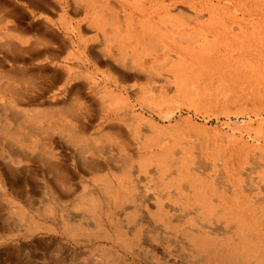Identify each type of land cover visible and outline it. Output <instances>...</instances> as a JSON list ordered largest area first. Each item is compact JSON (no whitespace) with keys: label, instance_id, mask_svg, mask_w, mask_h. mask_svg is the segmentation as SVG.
I'll return each instance as SVG.
<instances>
[{"label":"rangeland","instance_id":"rangeland-1","mask_svg":"<svg viewBox=\"0 0 264 264\" xmlns=\"http://www.w3.org/2000/svg\"><path fill=\"white\" fill-rule=\"evenodd\" d=\"M0 1L5 3V4L8 2L13 6V8L16 9V13H17L16 17L17 18L15 19V21L17 24H19V26H22L25 28L26 26H28L30 24L34 25V26H38L41 24L40 26L42 27V26L48 24L52 28L55 27V29L57 30V33L60 35L61 38H64V39L67 38L65 40L66 45H67V47H66L67 50H65V51L67 53L65 52L63 55H60L58 52V50H61L63 48V46H62L61 42L58 43L56 41L51 42L49 44V47L54 52L58 53L59 55H57V56H55V55H44L41 57H39L37 54L34 55L35 52L27 51L29 44H24V43L21 44L16 39L17 32L11 33V34L7 33V36H8L7 39H10V40H12V42H14L13 43L14 46H12L10 49H8V48H6L5 43H4V42H6V40H5L6 37H5L4 33L8 32V31L6 29V25L2 24V21L0 18V36L2 35L0 37V64H1L0 65V67H1L0 72H2V73H0V78L2 80L1 79L0 80L1 81L6 80V81L11 83L12 82L11 80L14 77V78L21 79L23 81V82H16V84H15V87L17 89H20L21 93L23 92L21 94L23 99L21 98V96L18 97V96H14V95L9 94V92H1L0 91V113L3 115L4 114L7 115V113L8 114L9 113L10 114H28V113H32L35 111H48V110H52V109L56 110V111H60V109L64 108L67 104L69 105L70 103H73L74 101H76V103L78 105L77 106L78 107V109H77L78 115H76V116L72 115V118H71V115H67V116L65 115L64 116V115L59 114L58 116L54 117V121L56 122V124L59 122L61 123V121L63 124L64 122H66L68 120L66 123L67 124L71 123V125H76L84 134V135L83 134L82 135L87 139H91V138L93 139L95 137H98L99 135L102 134L103 131H106L109 128V125H110V127L116 126L117 128H123L122 131H123L124 135L126 136V137L124 136V138L127 141V146H126V148H124V149L122 148V149L125 153H127L129 155V157H130L129 163L132 162L130 164L128 163L129 168L127 167V169L125 171H121V170H118V168L120 169L119 164H117L113 160H111L110 157H108V154H101L99 156H96L95 157L96 160H93L91 155H89V154L87 156H83L82 153L79 151L80 149L78 148V146L75 145L76 147H74V144L73 145H72V143L70 144L66 135L64 133L62 134L61 132L58 133V131H53V130L48 131L47 129H45V131H43V130L39 129L41 131V132L39 131L40 133L35 132L30 137L28 136L27 140H24L22 137L19 138L17 136H9L5 132L0 130V142H1L0 144H2V143L8 144V146L5 148L4 152L0 150L1 151L0 152V183H1L0 184V264H120V263L121 264H126V263H128V264H130V263L131 264L132 263L133 264H135V263L136 264H167V263L168 264H183V263L184 264H198V262H196V261H199V260L202 261L201 259H199V257H201L200 251H202V249H205L204 248L205 246L203 243L204 241L200 242L199 236L195 235V234H201V233H197V232H203L206 235H208L209 237H211L213 240H216V241L219 240V241L223 242V241L227 240V242H231V240H236V244H233L232 248L227 250L229 252L233 249V247L234 248L238 247V249H240V251L241 250H246L248 252L250 251L249 253L252 255H254L256 253L259 255L264 254L263 248L253 250L254 252H252L251 248H247L244 244L237 243L241 239V237L243 238V236H241L242 230L239 228V225H240L239 222H237V220H235L232 217V215L227 216L226 214L225 215L216 214V215H212V217L210 219H206L207 215H208L206 213V211L209 212L213 208L214 209H221V208H229L230 209L231 208L235 211L237 209L239 210V209L244 208L243 210H245L247 212V214H246V212L244 211V216L246 215L245 219H247L246 220L247 223H245V224L247 225L249 223L251 225L250 226L248 224L247 225L248 227L246 230L247 231H253V232L254 231L257 232V230H258V232L264 230V204H263L264 203V188H263V186H264V172H263V169H264V160H263L264 159V147H263L264 146V144H263L264 140L262 141V143H259L255 140H252L253 138H251V137H253L254 133H256L257 129L261 130V134L262 133L264 134V129L262 128V127H264V99H263V97H264V91H263L264 90V72H263L264 71L263 70L264 69L263 68L264 67V60H263L264 59V57H263L264 56V42H263L264 41V39H263L264 35L262 34V33H264V13H263L264 12V5H262V4H264V0H258V1L257 0H213L214 4L216 3V5H214V4L211 5L210 9H212V7H215L214 12L218 13L217 16L218 17L220 16L223 21L226 20V23H227V26H225V24L223 25L224 31H223V34H221V36H219V38H214L212 36H208V37H206L205 41L202 40V41L197 42L196 44L195 43H188V41L186 39L184 41L181 39H178L175 44L170 43L169 44L170 46H168V44L165 45V43H167L166 40L168 42H170V40H168V38H172L173 36H170V35L168 36V33L165 34L161 30L160 33H159V31L154 32V35H153V38L155 39V45H158V46H155L156 50L154 49V47H149V49H148V46H145L140 42V41H142L141 37L143 36V34L146 33V31H149L150 29H152L153 27L154 28L162 27L163 23L166 22V19H167L165 17H168V15L170 16L173 14L172 17H174V18L177 17L176 20L175 19L174 20L179 21V19H180L179 18V16H180L179 10H183V11L193 13V12H191L192 9H191V5H190V3L193 0H167V1L162 0L159 3L156 2V0H140V1L139 0H133V1L129 0L130 3L129 2L127 3V0H117V2H116V0H112V1L111 0H103L104 3L102 0H97V1L96 0L95 1L94 0H90V1L87 0V2H86V0H72V1L71 0H66V1L65 0H62V1L61 0H49L48 4H46V5H40L41 3L38 2V4H36L35 6H30L26 2V0H0ZM11 1L13 4L11 3ZM53 1H54V3H53ZM68 1L72 5H69ZM113 1H115V3ZM180 1H183V2H180ZM230 1H231V3H230ZM17 2H20V3H17ZM165 2H168L169 4L165 3ZM241 2L243 3V6H242ZM256 2H258V3H256ZM134 3H136L137 5ZM97 4H99L100 6ZM111 4H113V8L115 6L117 8L115 7L113 9ZM131 4L133 7L131 6ZM165 4H168V6ZM14 5L16 7H14ZM118 5H119V8H118ZM140 5H142L141 9H139ZM161 5H163V6H161ZM170 5L173 7H171ZM188 5H189V8H188ZM97 7L99 9V12H98V10H96ZM104 7H106L107 9ZM157 7L159 8V10ZM164 7H167V8L164 9ZM176 7H178L179 9H177ZM193 7L197 8V9H201V10L203 9L202 15H204V17H206V19L208 18V16H209L208 11H210V10H207L205 6L203 8L199 1H195ZM18 8H20V10H23V11H21V13H20V10ZM55 8H57V9H55ZM86 8H88L89 10ZM46 9H48L49 11ZM80 9H82V10H80ZM120 9H123V10L118 12V10H120ZM144 9L145 10L148 9V10L144 11ZM152 9L158 10V11H156V14H155V12L153 13V11L151 12ZM189 9H191V10H189ZM59 10H61L63 12H60ZM85 10L88 12H86ZM124 10H126V11L124 12ZM164 10H166V11H164ZM241 10L245 13L241 12ZM27 11H29V12H27ZM31 11H33V12H31ZM73 11H75V12H73ZM172 11H173V13H171ZM22 12H23V14H22ZM111 12L113 15L111 14ZM120 12H122V13H120ZM248 12L250 14H248ZM58 13L59 14L61 13V14L59 15ZM63 13H67L69 16H67L66 14H63ZM102 13H104V14H102ZM117 14H119V16H117ZM230 14H232V15L235 14L236 16H235V19H233V20L231 19L230 21H228ZM54 15H56L57 17ZM74 15H76V16H74ZM87 15H88V17H87ZM161 15H163V16H161ZM36 16H37V18H35ZM103 16H106V17H103ZM110 16L111 17L113 16L114 18L113 17L111 18ZM155 16H156V18H155ZM63 17H64V19H62ZM76 17H78V20H76L77 19ZM96 17H98V18H96ZM152 17H154L155 19L154 20L151 19L152 20L151 21L150 18H152ZM250 17L255 18L254 22L249 20V19H252ZM110 18L111 19H118L120 21V23H122V28H119L120 29L119 32L116 29H114L115 27L112 25L113 24L112 22H111L112 23L111 25H109L107 23L108 27L106 25L104 26V28L101 26L102 24H104V22L106 23L107 20L111 21ZM36 20L38 22H36ZM81 20L83 22L86 20V23L81 22ZM158 20L160 22L161 21H163V22L160 24V22ZM220 20L221 19H219V18H217V20L212 19V21H217V22H219ZM222 20H221V22H222ZM125 21H126V23H125ZM167 21H169V20L167 19ZM63 22H66V23H63ZM69 22H71V26H70ZM93 22L95 24H97V25H95V27H93V25H94ZM150 22H151V24H150ZM126 24H127V26H126ZM237 24H239V26L243 25L245 30L239 31L238 29H235V31H232V26L237 25ZM76 25H77V27H76ZM80 25H81V27H80ZM82 25H84V27ZM85 25H86V28L88 31L85 29ZM87 25H88V27H91L90 25H92V27L95 30L92 28H88ZM128 25H130V26H128ZM229 25H230V27H228ZM252 25L255 26V33H251L252 30H250V27ZM125 27H127V28H125ZM134 27H136V29ZM70 28H71V30H70ZM246 29H247V31H246ZM76 31H79V32L77 33ZM81 32H82V36H81ZM65 33H66V35H65ZM115 33L118 35V36L116 35L118 40L122 41V39H123V45H124L123 52L127 51L123 54L125 57H127L125 60L129 59V60L134 61V62H139V63L143 62L142 66L145 69H147V72L142 74L144 77L143 80H142L143 77H141L140 79L131 78L129 80L126 79L127 77H122V76H126L127 74H129V72L127 71V69L123 70L124 67L121 68L122 67V61L119 60L121 56L118 55V51H117V47H116L117 46L116 45L117 40L114 42H112V40H111L113 38V36L115 37V35H114ZM201 33H202V34H200L201 36L204 35L203 31ZM243 33L244 34L246 33V34L244 35ZM28 34L31 36V33H29V31H28ZM189 34L190 33L189 32L187 33V31H182V34H180V36L183 39L184 36L186 37V35L188 36ZM102 35H103V37L108 35L107 39H106V37H104V39H103ZM261 35H262V37H261ZM72 36H73V38H72ZM166 36H168L167 39H166ZM80 37L83 39H80ZM92 37H93V40H92ZM11 38H13V39H11ZM86 38H88V39H86ZM100 38H102V39H100ZM114 39H116V38H114ZM159 39H161V40H159ZM214 39L215 40L219 39L222 42L219 40L215 41ZM236 40H237V42H236ZM210 41H212V42H210ZM108 42H110V43H108ZM238 42H240V43H238ZM259 42H261V43L263 42V44H261ZM178 43H180L181 45ZM18 44L20 46L22 45L21 48L26 50L27 53L26 52H23V53L19 52L18 49L16 50V45H18ZM132 44L134 46L136 44V46L134 47ZM185 44H187L188 46ZM216 44L219 46H217ZM244 44H246V45H244ZM208 45L211 46V48H209ZM228 45H229V47H228ZM201 46H203V47H201ZM205 46H208V47H206V50L204 48ZM111 47L114 48L113 49L114 53L117 55L116 57H119V58L116 61L112 60L113 62L112 61L110 62V63H112V65H109L110 63H108L109 66L101 65V63L103 64L105 62L106 63L108 62V60H106L104 58V56L106 54L104 52H107L106 50H108ZM104 48H106V49H104ZM244 48H246V50ZM197 49H198V51H197ZM210 49H212V50H210ZM187 50H188V54L186 53ZM201 50H204V51H201ZM209 50H210V52L207 53V51H209ZM229 50H230V52H229ZM84 51H85V53H84ZM134 51H137V52H134ZM196 51L198 52V54ZM251 51L255 55H252ZM261 51H262V53H261ZM70 52H71V55H70ZM143 52H144V54H143ZM171 52H173V53H171ZM199 52H200V54H199ZM202 52L203 53L205 52V53L203 54ZM236 52H241V54L239 53L237 55ZM169 53H171L170 56H169ZM227 53H229V55L232 59L231 58L229 59V56ZM128 54H129V56H128ZM136 54L139 56H137ZM205 54L209 57L205 56ZM208 54L213 55V56H210ZM95 55H97V56H95ZM165 55H168V56H165ZM196 55L198 57H196ZM67 56H69V57H67ZM98 56H100V57H98ZM236 56H238V57L236 58ZM241 56H244V57L247 56L248 58L245 57V59H244V57H241ZM250 56H252L253 58ZM16 57H18V58H16ZM125 57H123V58H125ZM184 57H185V60L188 61V63L184 60ZM192 57H193V59H192ZM131 58H133L134 60ZM181 58H182V61H181ZM158 59H161V60H158ZM167 59H169V60H167ZM242 59H243V61H241ZM247 59H248V61H247ZM224 60L227 63H225ZM166 61H168L169 63H167ZM244 61H245V64H244ZM221 62L223 63V65ZM251 62H254V63H251ZM52 63H53V66H52ZM116 63H118V64H116ZM186 63H187V65H186ZM247 63H249L250 65ZM54 64H55V66H54ZM182 64L184 65V67ZM218 64H219V66H218ZM241 64H243V67ZM260 64H263V65L261 66ZM99 65H101V66H99ZM157 65H160V66H157ZM190 65H192V66H190ZM215 65H216V67H215ZM231 65L232 66L234 65L235 68H234V66L232 67ZM65 66H66V68H65ZM220 66H226V68L220 67ZM228 66H231V67L229 68ZM155 67H157V68H155ZM158 67H161V68H158ZM186 67H187V69H186ZM245 67H246V69H245ZM16 68H18L17 72H16V70H17ZM67 68H69L71 70L69 71V69H67ZM78 68H80V69H78ZM8 69H10L12 72H10V70H8ZM108 69L111 71V73H110L111 75L108 73ZM175 69H177V71L173 72V71H175ZM179 69H181V70H179ZM217 69H219V70H217ZM3 70H5V75H4ZM54 70L57 72H54ZM106 70H107V72H106ZM148 70H150V71H148ZM209 70H212V71H209ZM21 71L25 74H23ZM24 71H26L27 73ZM59 71H60V73H59ZM151 71L152 72L154 71V72L151 73ZM226 71H229V72H226ZM234 71H236V72H234ZM118 72H119V74H118ZM230 72H231L233 77L230 76ZM253 72H255V73H253ZM18 73H20V74L22 73V74L20 75ZM30 73H32V74H30ZM124 73H126V74H124ZM177 73H179V74H177ZM59 74H62L63 76L60 75V77H59ZM149 74L152 76H149ZM154 74H156V75H154ZM199 74L201 75V77L199 76ZM202 74L205 76H203ZM30 75H35L36 79L29 82L28 80H31ZM168 75H170V76H168ZM180 75H181V77H180ZM247 75H248V77H247ZM257 75H259V76H257ZM74 76H76V77H74ZM177 76H179V77H177ZM251 76H253V78H251ZM256 76L260 78V80L262 81L263 84L261 83L259 78H257ZM70 77L71 78L73 77V78L71 79ZM152 77H153V79H152ZM160 77H162V78H160ZM207 77H208V79H207ZM235 77H236V81H235ZM77 78H79V79H77ZM109 78H111L110 81H109ZM158 78H160V79H158ZM165 78H166V80H165ZM186 78H189V81L188 80L186 81ZM215 78L217 79V81L220 82L217 84V86L215 85L217 83ZM237 78H238V80H237ZM74 79H76L75 83L73 82ZM228 79H230V80H228ZM245 79H246V82H243V81H245ZM249 79L250 80L252 79L251 81H253L255 84L252 82L253 85H251V81ZM254 79H255V81H254ZM204 80H207V81H205L206 83H204ZM121 81H123L124 84ZM211 81L214 83H212ZM135 82L137 83V85ZM248 82H250V84ZM128 83H130V84H128ZM143 84H145V86H143ZM259 84H260V86L258 89L257 86ZM76 85H77V87H76ZM234 85H235V87L239 88L237 92H236L237 88H235ZM73 86H75L76 88ZM124 86H126L128 88H125ZM69 87H71V88H69ZM168 87H170L171 89ZM197 87L200 89L202 87L201 90L203 92L200 89H198ZM232 87H233V89H232ZM141 88H142V90H141ZM229 88H231V90H229ZM218 89H220V93L218 92L219 91ZM223 89H224V91H223ZM69 90H70V92L72 91V93H70ZM82 90H83V92H81ZM106 90L108 92H106ZM143 91H145V92H143ZM166 91H167V93H166ZM206 91H208V92L206 93ZM214 91H215V93H212ZM234 91L236 93H234ZM168 92H169V94H168ZM232 92H233V94H230ZM241 92H243V94ZM144 93H146V94H144ZM203 93H205V94H203ZM211 93L214 95H212ZM99 94H101V95L103 94V95L99 96ZM107 94H108V96L109 95L110 96L108 97ZM209 94H210V98L212 96H213V98L210 99ZM218 94H220V95H218ZM254 94H255V96H254ZM76 95H79L81 97V100H78V101L75 100ZM122 95L126 99L124 97H122ZM215 95H217V96H215ZM105 96H107V97H105ZM150 96H152L153 98ZM253 96L256 97V99H254ZM144 97H146V98H144ZM233 97H234V99H233ZM244 97H245V99H244ZM98 98H101V99H98ZM113 98L115 101L113 100ZM258 98L261 100H259ZM123 99H125L124 100L125 103L126 104L128 103L127 106H129V107H127L126 104H122L125 107L122 108L120 112H122V113L127 112V115L125 114L126 115L125 117H124V114H123V116H121L120 114H117L118 106L115 105L117 101H120V103L123 102ZM192 99H194V100H192ZM217 99H218V101H216ZM219 99H220V101H219ZM249 99H251V100H249ZM88 100H90V101H88ZM150 100H152V101H150ZM209 100H212V102H210ZM238 100L240 103H237ZM91 101H92V103H90ZM105 101L106 102L108 101L109 103L108 102L106 103ZM252 101L254 103H252ZM102 102H104V103H102ZM152 102L154 104H152ZM208 102H209V104L207 105ZM213 102H215V103L213 104ZM225 102H227V103H225ZM65 103H67V104H65ZM164 104H166V105H164ZM82 105L87 106V108L85 109V107H83ZM154 105H156L155 109L153 108ZM157 105H158V108H157ZM210 105H212V106H210ZM11 106H13L14 108ZM60 106H62V107H60ZM101 106L102 107L104 106V110ZM161 106H162V108H161ZM187 106H191V107H187ZM192 106H194V107H192ZM209 106H210V108H209ZM5 107H6V109H5ZM126 107L128 109H126ZM87 109H88V111H87ZM2 111H4V112H2ZM113 111H115V112H113ZM132 111H133V113H132ZM58 113L59 112H57V114ZM131 114H132V116H131ZM170 114H174L173 118L170 117L171 116ZM139 115H141V117ZM133 116H134V118H132ZM64 118H66V119H64ZM124 118L134 119V124L133 123L128 124L127 120H126V122L123 120ZM142 119L143 120L145 119V120L143 121ZM259 119H261L260 122H259ZM138 120H140V121H138ZM177 120L182 121V122L184 121L185 124H183L181 122L182 124L178 126V125H176ZM69 121H70V123H69ZM142 121H143V123H141ZM154 121H156V123ZM192 121H193V123L191 124ZM194 121H195V123H194ZM117 123H118V126H117ZM121 123H122V125H121ZM152 123H154V124H152ZM36 124L40 128L39 125H41L42 123L40 121H37ZM114 124H116V125H114ZM147 124H149V126ZM160 124H161V126H160ZM258 124H259V126H258ZM186 126L190 127L189 129H191V127L193 128V129H191L193 134H190L189 137H188V135L185 136V135L181 134V132L179 133V130H181L179 128L188 129V127H186ZM124 127H126V128L124 129ZM143 127L146 129H144ZM175 127H177V128H175ZM203 127H205V128H203ZM136 128H137V130H140V131H137ZM147 128H149V129H147ZM156 128H158L159 130H157ZM170 128H171V130H170ZM194 128H196V129H194ZM135 130L137 132H135ZM156 130H157V133H156ZM162 130L165 131L166 133L163 134ZM99 131H101V132H99ZM159 131H161V132H159ZM201 131H202V134H201ZM142 132H144L145 134ZM199 132H200V134H199ZM194 133H196V134L194 135ZM206 133H208V135ZM241 133H243V134L241 135ZM5 134H6V136H5ZM97 134H98V136H97ZM132 134H133V136H132ZM137 134L139 135L138 138H137ZM147 134H148V136H147ZM158 134L159 135L162 134V135L159 137ZM169 134H170V136H169ZM204 134H206L207 137ZM63 135H65V136L63 137ZM215 135H218L219 139ZM228 135H230V136H228ZM143 137L144 138L146 137V138L144 139ZM141 138H143V139H141ZM147 138H149V139H147ZM194 138L196 139V141H199V142H196ZM197 138L199 140H197ZM164 139H166V140H164ZM191 139H193V140H191ZM200 139L203 141H201ZM211 140H213V141H211ZM21 141H24V142H21ZM93 141H95V140H93ZM113 141H115V140H113ZM176 141L179 143H176ZM204 141H205V143H204ZM110 142H111V140H110ZM142 142H144V143H142ZM188 142H189V144H187ZM112 143L114 144V142H112ZM174 143L176 145H173ZM202 143H204L205 146L202 145ZM210 143H213V145ZM118 144L120 145V143H118ZM209 144L211 146L210 148H209ZM241 144H243V145H241ZM258 144H260L261 146ZM155 145H156V147H155ZM178 145H181V146H178ZM186 145H187V147H186ZM254 145H255V147H254ZM12 146H14V147H12ZM223 146H224V148H223ZM256 146H258L257 149H256ZM52 147H53V149H52ZM164 147H166L167 149ZM252 147H254V148H252ZM9 148H10V150H8ZM139 148H141L142 150L141 149L139 150ZM225 148H226V150H225ZM247 148H248V150H247ZM249 148H251V149H249ZM143 149H145V150H143ZM173 149H174V151H173ZM202 149H203V151H202ZM232 149H233V151H232ZM34 150H36L37 152ZM69 150H70V152H69ZM168 150H171L174 153V157L177 159L184 160V161H188V160L191 161L189 163V164H191V166L197 167L198 165H201L203 163L202 164L203 166L210 168V170H209L210 174H208V176L209 175L210 176L207 177V175L197 174V175H194V177H192V178L191 177L190 178H174L173 177V179H171L169 177L170 179H167V178L164 179L163 176H161V175L159 176V174H155L156 173L155 171L159 169L158 166H160L159 165L160 162L158 160L159 155L161 153L167 152ZM261 150L263 152H261ZM197 151H199V152L201 151L200 153L203 156L200 153H198ZM225 151L228 154H226ZM241 151H242V154H241ZM41 152L43 155L41 154ZM132 152H134V154ZM176 152H178V153H176ZM6 153L8 155H6ZM115 153H117V151H115V149H113V154H111L109 156H114ZM219 153H220V156L223 155V156H221L222 158L219 156ZM48 154H49V156H51L50 158H49ZM253 154L255 155V157L251 158L250 156H252ZM12 155L14 157H12ZM29 155H30L31 159L27 157ZM70 155H71V157H70ZM153 155L155 157H153ZM198 155H199V157H198L199 159L197 158ZM211 155L214 157V159H212L213 157ZM216 155H217V157H216ZM231 155H233V156H231ZM42 156H43V158H42ZM246 156H247V158H246ZM147 157H149V158L153 157L154 160L152 159L151 161H149L148 160L149 158H147ZM15 158H16V161H15ZM51 158H52V160H51ZM155 158H157V159L155 160ZM202 158H204V160H202ZM42 159L44 161H42ZM2 160H4L5 162ZM20 160H21V162H20ZM72 160H76V161L80 160V161L75 162ZM146 160H147V162H146ZM46 161H48L47 165L45 163ZM142 161H143V163H142ZM258 161L261 163L258 164V167H256ZM218 162H221V163L217 164ZM61 163H62V165H61ZM144 163H146V167L143 169L142 165ZM185 163L187 164V162H185ZM48 164L49 165L51 164V165L49 166ZM64 164L65 165L68 164L69 168H68V165L64 166ZM109 164L112 167H114L115 169L110 167ZM136 164H138V165H136ZM98 165L101 168H97L96 166H98ZM245 166L247 167V170L249 172L248 174L243 173L244 168H246ZM255 167L258 169L257 170L258 172L256 171V173L254 172L256 170ZM138 168H139V170H138ZM228 168H230V169H228ZM91 169H93V170H91ZM57 170H58V172H57ZM71 170H72V173H71ZM94 170L96 173L94 172ZM219 170L222 172H219ZM212 171H213V173H212ZM237 171H240V174ZM119 173H122V174H119ZM148 173L150 174V176H148L149 175ZM152 173H154V174H152ZM224 173L226 174V178L228 180H230L229 182L227 181L230 185H234V183L237 182L236 185H237V192H238V196H237L238 201H231L230 191H228L229 188L227 189V187H229V186H226V185H223L222 187L219 186L221 184L220 179L223 177V175H225ZM64 174H65V176H64ZM66 174H68V175H66ZM102 174H103V176H101ZM135 175H136V177H135ZM20 176H22V177H20ZM61 176H62V178H61ZM197 176H198V178H196ZM233 176H236V177L233 178ZM257 176H259V177H257ZM70 177H71V179H69ZM243 177H246V178L242 179ZM249 177L253 178V180H254L253 182L255 183V187H256V185H257V187L253 188V190L251 189V190L247 191L243 187H245V184L248 182L247 180H249ZM261 177H263V179H261ZM64 178H65V180H64ZM115 178H117V179H115ZM62 179L64 182L62 181ZM182 179L184 181H181ZM231 179H233V181ZM156 180H158V183H160L161 185L156 184L157 183ZM261 180H262V182H261ZM52 181H54V182H52ZM102 181H103V183H102ZM190 181H192V182H190ZM218 181H219V183H218ZM105 182L109 184L112 192L114 191V194H116L115 196H112L114 198H112L111 195L109 196V194L106 193L107 191L104 190L103 185L105 184ZM136 182H138V183H136ZM147 182L148 183L151 182V183H149L150 185ZM259 182H261V184ZM154 183H155V185H154ZM174 183L176 184V186H174L175 185ZM213 183H214V185H213ZM69 184H71V187L69 186ZM240 184H242V185H240ZM186 185H189V186H186ZM201 185H203L204 188L203 187L199 188V186H201ZM216 185H217V187H216ZM57 186H59V187H57ZM81 186L85 187V188H82ZM145 186H147V187H145ZM205 186H209L208 187L209 189L206 188ZM64 187H66L67 189ZM126 187H127V190H126ZM149 187L151 189H148ZM186 187H189V189ZM89 188H91V189H89ZM210 188H212V189H210ZM99 189H100V191H99ZM152 189H154V190H152ZM68 190H71V191L69 192ZM143 190H144V192H143ZM180 190H182V191H180ZM127 191L133 193L132 199L126 198L125 196H123V194L126 193ZM178 191L180 194L178 193ZM241 191H242V193H241ZM121 192H122V194H121ZM83 193H85L86 195ZM58 194H59V197H58ZM102 194H104V195H102ZM148 194H149V196L147 197L146 195H148ZM210 194H212V195H210ZM260 194H262L261 195L262 197L260 196ZM79 195H80V198H78ZM96 195L98 196V198H96L97 197ZM143 195H144V197H142ZM180 195H182V198L180 197ZM183 195H184V197H183ZM154 196H155V198H154ZM253 196H255V197H253ZM61 197H62V199H60ZM92 197L95 198V200L97 201L96 202L97 207H94V206L92 207L89 204L88 201ZM133 197H134V199H133ZM160 197H162V198H160ZM165 197H166V199H165ZM135 198H137V199H135ZM172 198H174V199H172ZM215 198L217 200H215ZM76 199H77V201H76ZM193 199H195V200H193ZM199 199H201V200H199ZM257 199H260V200L263 199V201L258 203L256 201ZM81 200H83L84 202ZM171 200H173V201H171ZM192 200H193V202H192ZM157 201H158L159 206L157 204ZM66 202H68V203H66ZM78 202H80V203H78ZM123 202H124V204H123ZM52 203L54 206H52ZM185 203H187V204H185ZM226 203L228 204V206ZM245 203H247V204H245ZM72 204H74V205H72ZM84 204H87V205H84ZM192 204L194 205V207ZM221 204H222V206H221ZM239 204L242 205V207ZM131 205H132V207H131ZM135 205L136 206L138 205V207H136ZM172 205H174V206H172ZM58 206H59V209H58ZM128 206H130V207H128ZM211 206H212V208H211ZM177 207H179V208H177ZM184 207H185V209H184ZM199 207L203 208V210L205 212L202 211V209ZM148 208H149V210H148ZM171 208H173V209H171ZM181 208H182V211H181ZM152 209H154L153 212H152ZM174 209L177 211H174ZM196 209H197V211H196ZM257 209H259V211ZM67 210L70 212H67ZM98 210L101 211L103 214L101 212H99ZM137 210H139L140 212ZM146 210H148V211H146ZM164 210H166V211H164ZM51 211L54 214L51 213ZM126 211H128V212H126ZM173 212H175V213H173ZM176 212H178V213H176ZM98 213L100 214V217L98 216L99 215ZM84 214H85V216H84ZM145 214H146V216H145ZM26 215H27V217H26ZM106 215H107V217H106ZM117 215H119V216H117ZM123 215H125V216H123ZM149 215H151V217ZM192 215H193V217H192ZM257 215L263 217L260 219L261 222H260V220L256 219ZM103 216H105V217H103ZM158 216L159 217L161 216V217L159 218ZM169 216H171V217H169ZM189 216H191V217L189 218ZM201 216H202V219H201ZM28 217H29V219H28ZM79 217H81V218H79ZM86 217H88V218L86 219ZM139 217H141V218H139ZM152 217H154V218H152ZM178 217H180L181 219H177ZM73 218H77V219L79 218V221L76 219H73ZM93 218H94V220H93ZM213 218L215 219L214 221H213ZM218 218L219 219L221 218L220 220H221L222 224ZM37 220H39V221H37ZM149 221L150 222L152 221V223H150ZM166 221L168 222V224ZM205 221H206V224H205ZM209 221H211V222H209ZM173 222L174 223L176 222V223L173 225ZM257 223L260 225V227H257V226H259ZM70 224L71 225L75 224V225L81 226V229L79 230V232H78V230H76V233H78V234L69 230ZM124 224H126V225H124ZM170 224H171V227H170ZM33 225H34V227H32ZM108 225H109V227H108ZM213 225H215V226H213ZM66 226H67V228H66ZM150 226H151V228H150ZM155 226H157V227H155ZM159 226L161 227V229ZM226 226L228 228H226ZM137 227H138V229H137ZM35 228L38 230H35ZM142 228H143V230H142ZM149 228H150V230H148ZM213 228H214V230H213ZM154 229H156V230H154ZM253 229H256V230H253ZM230 230H232L233 232ZM240 230H241V232H240ZM246 230H244V231H246ZM81 231H83L84 234H82L83 232H81ZM100 231H102V232L105 231V232L101 233ZM107 231L109 234H107ZM152 231L155 232L156 235ZM85 232H87V233L85 234ZM206 232H208V233H206ZM214 232H216V233H214ZM105 233H106V235H105ZM143 233H144V235H143ZM150 233H152V234H150ZM221 233H223V234H221ZM166 234L169 235V237ZM225 234H226V236H225ZM173 235H174L175 241L172 240ZM220 235H221V237H220ZM119 236H121L122 238ZM125 238H127V239H125ZM162 239H164L165 241ZM185 239H186V241H185ZM201 239H203V238H201ZM257 239H260V237H257L256 240ZM118 242H119V244H118ZM155 242L156 243L158 242L157 243L158 246L156 245ZM185 242L186 243L188 242L187 243L188 245L185 244ZM164 243L166 245H164ZM176 243H177V245H176ZM189 243L190 244L192 243L193 245H191V247H190ZM196 243H197V245H196ZM198 243H201V244H198ZM103 244H105V245H103ZM137 245H138V247H137ZM235 245H236V247H235ZM102 246H103V248H102ZM181 246H182V248H181ZM135 247H137V248H135ZM163 247H165L166 249ZM244 247H246V248H244ZM100 248H101V250H100ZM106 249H108V250L106 251ZM167 249H169L170 251L169 250L167 251ZM127 251H128V253H127ZM142 251H143V253H142ZM184 251L187 253L188 256L186 255V253ZM115 252H116V254H115ZM152 252H154V253H152ZM160 252H162V253H160ZM183 252H184V254H183ZM148 253L151 256L147 255ZM240 253L242 254V251ZM134 254H136V255H134ZM120 255L123 257H121ZM172 255H173V257H172ZM174 255H176V256H174ZM111 257H113V258H111ZM174 257H176L177 259ZM188 257H190V258H188ZM164 259H165V261H164ZM112 260H114V263L112 262ZM208 261H209L208 262L209 264H216L217 262L221 263V264L224 263L223 260L216 261V260L210 259Z\"/></svg>","mask_w":264,"mask_h":264},{"label":"bare ground","instance_id":"bare-ground-1","mask_svg":"<svg viewBox=\"0 0 264 264\" xmlns=\"http://www.w3.org/2000/svg\"><path fill=\"white\" fill-rule=\"evenodd\" d=\"M62 1V0H61ZM66 1V0H65ZM72 1V0H71ZM90 1V0H89ZM95 1V0H94ZM97 1V0H96ZM103 1V0H102ZM112 1V0H111ZM133 1V0H132ZM131 1V2H132ZM140 1V0H139ZM160 1H162V0H156V2H160ZM165 1V0H164ZM167 1V0H166ZM195 1H199L200 3H201V6L204 8V6L206 7V9L207 10H210V11H208V18L206 19V17H204V15H202L203 14V9L201 10V9H197V8H195V7H193L194 6V3H195ZM258 1V0H257ZM21 2V1H20ZM20 2H17V3H20ZM26 2L30 5V6H35L36 4H38V2L39 3H41L40 5H46V4H48V2H49V0H26ZM84 2V1H83ZM82 2V3H83ZM86 2H87V0H86ZM109 2V1H108ZM107 2V3H108ZM114 3H115V1H113ZM116 2H117V0H116ZM129 2V0H127V3ZM151 2V1H150ZM172 2V1H171ZM175 2V1H174ZM180 2H183V1H180ZM179 2V3H180ZM189 2V1H188ZM11 3H12V1H11ZM53 3H54V1H53ZM68 3H69V1H68ZM85 3V2H84ZM93 3V2H92ZM91 3V4H92ZM98 3V2H97ZM100 3V2H99ZM103 3H104V1H103ZM111 3V2H110ZM113 3V4H114ZM130 3V2H129ZM139 3V2H138ZM165 3H168V2H165ZM229 3V2H228ZM230 3H231V1H230ZM256 3H258V2H256ZM13 4V3H12ZM90 4V5H91ZM96 4V3H95ZM94 4V5H95ZM113 4H111L112 5V8H113ZM117 4V3H116ZM134 4H136V3H134ZM150 4V3H149ZM164 4V3H163ZM169 4V3H168ZM168 4H165V5H167L168 6ZM171 4V3H170ZM214 4V1L213 0H193L191 3H190V5H191V9H189V10H191V12H193V13H190V12H187V11H183V10H179V14H180V16H179V21H175L176 20V18H174V17H172L173 16V14L172 15H168V17H165V18H167L169 21H167V19H166V22H164L163 23V25H162V27H159V28H154L153 26V28L152 29H150L149 31H146V33H144L143 34V36L141 37V39H142V41H140L143 45H145V46H148V49H149V47H154V49H155V46H158V45H155V39L153 38V35H154V32H157V31H159V33H160V31L162 30L163 31V33H165V34H167L168 33V36L170 35V36H173L172 38H168V36H166V39L168 38V40H170V42H168L167 40H166V42L167 43H165V45L166 44H168V46H170L169 44L171 43V44H175L176 42H177V40L178 39H181V40H187L188 41V43H197V42H199V41H205L206 40V37H208V36H212V37H214V38H219V36H221V34H223V31H224V27H223V25L225 24V26H227V23H226V20L225 21H223L222 20V18L219 16H217L218 15V13H216V12H214V10H215V7H212V9H210V7H211V5H213ZM241 4H242V6H243V3L241 2ZM247 4V3H246ZM245 4V5H246ZM260 4V3H259ZM0 18H1V21H2V24L3 25H6V29H7V31L8 32H6V33H4L5 34V37H6V42H4L5 43V46H6V48H8V49H10L12 46H14L13 45V43L14 42H12V40H10V39H7V33L8 34H11V33H15V32H17V35H16V39L19 41V43H21V44H29V47H28V49H27V51H32V52H35V54L34 55H38L39 57H41V56H44V55H55V56H57V55H63L66 51L65 50H67L66 49V47H67V45H66V42H65V40L67 39H64V38H61L60 37V35L57 33V30L55 29V27L54 28H52L51 26H49L48 24L47 25H44V26H40V25H38V26H34V25H28V26H26L25 28L24 27H22V26H19V24H17L16 23V21H15V19L17 18L16 16H17V13H16V9L15 8H13V6L10 4V3H3V2H1L0 1ZM20 5V4H19ZM64 5V4H63ZM69 5H72V4H70L69 3ZM68 5V6H69ZM75 5V4H74ZM84 5V4H83ZM89 5V4H88ZM97 5H99V4H97ZM115 5V4H114ZM120 5V4H119ZM119 5H118V8H119ZM137 5V4H136ZM160 5V4H159ZM214 5H216V3L214 4ZM233 5V4H232ZM244 5V6H245ZM262 5H264V4H262ZM100 6V5H99ZM131 6H132V4H131ZM141 6L142 5H140V8L139 9H141ZM161 6H163V5H161ZM171 6V5H170ZM199 6V5H198ZM259 6V5H258ZM3 7V8H2ZM14 7H16L15 5H14ZM27 7V6H26ZM53 7V6H52ZM51 7V8H52ZM108 7V6H107ZM116 7V6H115ZM114 7V8H115ZM133 7V6H132ZM135 7V6H134ZM148 7V6H147ZM146 7V8H147ZM159 7V6H158ZM157 7V8H158ZM171 7H173V6H171ZM183 7V6H182ZM185 7V6H184ZM229 7V6H228ZM62 8V7H61ZM60 8V9H61ZM73 8V7H72ZM93 8V7H92ZM102 8V7H101ZM104 8H106V7H104ZM113 8V9H114ZM117 8V7H116ZM122 8V7H121ZM145 8V9H146ZM165 8H167V7H164V9ZM177 9H179L178 7H176ZM186 8V7H185ZM188 8H189V5H188ZM187 8V9H188ZM200 8V7H199ZM222 8V7H221ZM226 8V7H225ZM235 8V7H234ZM19 10H20V8H18ZM55 9H57V8H55ZM78 9V8H77ZM85 9V8H84ZM86 9H88V8H86ZM107 9V8H106ZM110 9V8H109ZM124 9V8H123ZM123 9H120V10H118V12L119 11H121V10H123ZM138 9V8H137ZM144 9V11H147V10H145ZM174 9V8H173ZM223 9V8H222ZM260 9V8H259ZM18 10V11H19ZM35 10V9H34ZM46 10H48V9H46ZM80 10H82V9H80ZM89 10V9H88ZM96 10H98V12H99V9H98V7H97V9ZM131 10V9H130ZM158 10H159V8H158ZM158 10H156V9H152L151 10V12L153 11V13L155 12V14H156V11H158ZM162 10V9H161ZM168 10V9H167ZM171 10V9H170ZM227 10V9H226ZM231 10V9H230ZM238 10V9H237ZM21 11H23V10H20V13H21ZM49 11V10H48ZM51 11V10H50ZM60 12H63V11H61V10H59ZM66 11V10H65ZM68 11V10H67ZM86 11V10H85ZM92 11V10H91ZM107 11V10H106ZM105 11V12H106ZM109 11V10H108ZM114 11V10H113ZM126 10H124V12H125ZM141 11V10H140ZM164 11H166V10H164ZM239 11V10H238ZM237 11V12H238ZM247 11V10H246ZM27 12H29V11H27ZM31 12H33V11H31ZM69 12V11H68ZM73 12H75V11H73ZM84 12V11H83ZM86 12H88V11H86ZM117 12V11H116ZM137 12V11H136ZM143 12V11H142ZM160 12V11H159ZM169 12V11H168ZM177 12V11H176ZM240 12V11H239ZM241 12H243L242 10H241ZM250 12V11H249ZM248 12V14H250ZM39 13V12H38ZM71 13V12H70ZM85 13V12H84ZM83 13V14H84ZM94 13V12H93ZM120 13H122V12H120ZM119 13V14H120ZM158 13V12H157ZM171 13H173V11L171 12ZM243 13H245V12H243ZM264 13V12H263ZM262 13V14H263ZM19 14V13H18ZM22 14H23V12H22ZM54 14V13H53ZM59 14V13H58ZM61 14V13H60ZM59 14V15H60ZM63 14H66L67 16H69L67 13H63ZM102 14H104V13H102ZM111 14H112V12H111ZM119 14H117V16H119ZM142 14V13H141ZM154 14V15H155ZM159 14V13H158ZM166 14V13H165ZM170 14V13H169ZM206 14V13H205ZM242 14V13H241ZM20 15V14H19ZM36 15V14H35ZM89 15V14H88ZM88 15H87V17H88ZM113 15V14H112ZM133 15V14H132ZM144 15V14H143ZM175 15V14H174ZM29 16V15H28ZM54 16H56V15H54ZM74 16H76V15H74ZM97 16V15H96ZM100 16V15H99ZM98 16V17H99ZM116 16V15H115ZM126 16V15H125ZM148 16V15H147ZM150 16V15H149ZM161 16H163V15H161ZM166 16V15H165ZM177 16V15H176ZM217 16V17H216ZM235 14L234 15H232V14H230L229 15V18H228V21H230L231 19L233 20V19H235ZM52 17V16H51ZM57 17V16H56ZM81 17V16H80ZM98 17H96V18H98ZM103 17H106V16H103ZM111 17V16H110ZM113 17V16H112ZM111 17V18H112ZM121 17V16H120ZM35 18H37V16L35 17ZM54 18V17H53ZM68 18V17H67ZM77 19L76 20H78V17H76ZM110 18V20L111 21H108L107 20V22L105 23L104 22V24H102L101 26L104 28V26L106 25L107 26V23L109 24V25H111L112 23V25L115 27L114 29H116L118 32H119V28H122V23H120V21L118 20V19H111ZM114 18V17H113ZM119 18V17H118ZM155 18H156V16H155ZM154 17H152V18H150V20L151 19H155ZM159 18V17H158ZM162 18V17H161ZM217 18H219V19H221L222 20V22H221V20L219 21V22H217V21H212V19L214 20V19H216L217 20ZM250 18H252V17H250ZM260 18V17H259ZM57 19V18H56ZM62 19H64V17L62 18ZM75 19V18H74ZM121 19V18H120ZM124 19V18H123ZM175 19V20H174ZM31 20V19H30ZM49 20V19H48ZM84 20V19H83ZM125 20V19H124ZM149 20V21H150ZM247 20V19H246ZM249 20H251V21H253L254 22V20H255V18H252V19H249ZM261 20V19H260ZM97 21V20H96ZM122 21V20H121ZM134 21V20H133ZM143 21V20H142ZM152 21V20H151ZM159 21V20H158ZM25 22V21H24ZM36 22H38L37 20H36ZM41 22V21H40ZM45 22V21H44ZM47 22V21H46ZM81 22H83L82 20H81ZM85 23H86V20L84 21ZM83 22V23H84ZM112 22V23H111ZM123 22V21H122ZM160 22V21H159ZM163 21H161L160 22V24L162 23ZM263 22V21H262ZM21 23V22H20ZM51 23V22H50ZM63 23H66V22H63ZM70 23V26H71V22H69ZM68 23V24H69ZM92 23V22H91ZM99 23V22H98ZM124 23V22H123ZM125 23H126V21H125ZM140 23V22H139ZM142 23V22H141ZM56 24V23H55ZM67 24V25H68ZM80 24V23H79ZM89 24V23H88ZM93 27H95V25H97V24H95L94 22H93ZM150 24H151V22H150ZM263 24V23H262ZM99 25V24H98ZM125 25V24H124ZM157 25V24H156ZM247 25V24H246ZM245 25V26H246ZM41 28H40V27ZM61 26V25H60ZM83 27H84V25H82ZM91 27H88V25H87V27L88 28H92V29H94L93 27H92V25H90ZM126 26H127V24H126ZM128 26H130V25H128ZM135 26V25H134ZM140 26V25H139ZM158 26V25H157ZM232 26V25H231ZM59 27V26H58ZM66 27V26H65ZM64 27V28H65ZM76 27H77V25H76ZM80 27H81V25H80ZM108 27V26H107ZM156 27V26H155ZM228 27H230V25L228 26ZM249 27V26H248ZM261 27V26H260ZM68 28V27H67ZM125 28H127V27H125ZM135 29H136V27H134ZM262 28V27H261ZM5 29V30H6ZM85 29L87 30V28H86V25H85ZM113 29V30H114ZM235 29H238L239 31H242V30H245V28L243 27V25H240L239 26V24H237V25H234V26H232V31H235ZM260 29V28H259ZM4 30V31H5ZM70 30H71V28H70ZM74 30V29H73ZM95 30V29H94ZM98 30V29H97ZM105 30V29H104ZM145 30V29H144ZM250 30H252V32L251 33H255V26L254 25H252L251 27H250ZM258 30V29H257ZM263 30V29H262ZM28 31H29V33H31V36L28 34ZM84 31V30H83ZM82 31V32H83ZM88 31V30H87ZM90 31V30H89ZM182 31H187V33L189 32L190 34L187 36L186 35V37L184 36L183 37V39L181 38V36H180V34H182ZM203 31V33H204V35H200V34H202L201 32ZM246 31H247V29H246ZM245 31V32H246ZM77 33L79 32V31H76ZM82 32H81V36H82ZM105 32V31H104ZM125 32V31H124ZM261 32V31H260ZM126 33V32H125ZM248 33V32H247ZM259 33V32H258ZM87 34V33H86ZM85 34V35H86ZM111 34V33H110ZM121 34V33H120ZM123 34V33H122ZM131 34V33H130ZM244 34V33H243ZM246 34V33H245ZM244 34V35H245ZM257 34V33H256ZM263 35H264V33H262ZM65 35H66V33H65ZM68 35V34H67ZM84 35V34H83ZM105 35V34H104ZM115 35V37L113 36V38L111 39L112 40V42H114V41H116L117 40V43H116V47H117V51H118V55H120L121 57H120V59L119 60H121L122 61V67L121 68H123L124 67V69L123 70H125V69H127V71L129 72V74H127L126 76H122V77H127L126 79H131V78H137V79H140L141 77H143V73H145V72H147V69H145L143 66H142V64H143V62L141 63H139V62H134V61H131V60H129V59H127V60H125L127 57H125L123 54L125 53V52H127V51H124L123 52V50H124V45H123V39H122V41H120V40H118L117 39V37H116V33L114 34ZM124 35V34H123ZM122 35V36H123ZM134 35V34H133ZM141 35V34H140ZM161 35V34H160ZM2 36V35H1ZM0 36V37H1ZM69 36V35H68ZM77 36V35H76ZM108 36V35H107ZM107 36H104V37H106V39H107ZM118 36V35H117ZM127 36V35H126ZM125 36V37H126ZM132 36V35H131ZM136 36V35H135ZM159 36V35H158ZM183 36V35H182ZM102 37H103V35H102ZM104 37H103V39H104ZM111 37V36H110ZM121 37V36H120ZM162 37V36H161ZM165 37V36H164ZM179 37V38H178ZM224 37V36H223ZM228 37V36H227ZM249 37V36H248ZM254 37V36H253ZM261 37H262V35H261ZM72 38H73V36H72ZM109 38V37H108ZM114 38H116V39H114ZM127 38V37H126ZM133 38V37H132ZM257 38V37H256ZM11 39H13V38H11ZM71 39V38H70ZM80 39H83V38H81L80 37ZM86 39H88V38H86ZM85 39V40H86ZM91 39V38H90ZM100 39H102V38H100ZM140 39V40H141ZM255 39V38H254ZM262 39V38H261ZM264 39V38H263ZM69 40V39H68ZM92 40H93V37H92ZM98 40V39H97ZM110 40V39H109ZM126 40V39H125ZM128 40V39H127ZM133 40V39H132ZM137 40V39H136ZM159 40H161V39H159ZM215 40V39H214ZM216 40H219V39H216ZM215 40V41H216ZM243 40V39H242ZM252 40V39H251ZM258 40V39H257ZM53 41H56V42H58V43H60L61 42V44H62V46H63V48L61 49V50H58V52H59V54L58 53H56V52H54L50 47H49V44L51 43V42H53ZM108 41V40H107ZM158 41V40H157ZM219 41H221V40H219ZM228 41V40H227ZM248 41V40H247ZM253 41V40H252ZM255 41V40H254ZM78 42V41H77ZM76 42V43H77ZM87 42V41H86ZM106 42V41H105ZM160 42V41H159ZM210 42H212V41H210ZM209 42V43H210ZM222 42V41H221ZM230 42V41H229ZM236 42H237V40H236ZM251 42V41H250ZM264 42V41H263ZM263 42L261 43V42H259V43H261V44H263ZM88 43V42H87ZM108 43H110V42H108ZM132 43V42H131ZM136 43V42H135ZM138 43V42H137ZM214 43V42H213ZM238 43H240V42H238ZM56 44V43H55ZM84 44V43H83ZM90 44V43H89ZM92 44V43H91ZM106 44V43H105ZM134 44V43H133ZM132 44V45H133ZM160 44V43H159ZM178 44H180V43H178ZM177 44V45H178ZM207 44V43H206ZM219 44V43H218ZM223 44V43H222ZM2 45V44H1ZM72 45V44H71ZM86 45V44H85ZM181 45V44H180ZM185 45H187V44H185ZM184 45V46H185ZM202 45V44H201ZM205 45V44H204ZM217 45V44H216ZM244 45H246V44H244ZM251 45V44H250ZM259 45V44H258ZM4 46V45H3ZM22 46V45H21ZM21 46L18 44V45H16V50L18 49V51L19 52H26V50H24V49H22L21 48ZM27 46V45H26ZM61 46V47H62ZM80 46V45H79ZM134 46V45H133ZM135 46H136V44H135ZM134 46V47H135ZM144 46V47H145ZM160 46V45H159ZM188 46V45H187ZM190 46V45H189ZM209 46V45H208ZM208 46H205L204 48H205V50H206V47H208ZM217 46H219V45H217ZM227 46V45H226ZM232 46V45H231ZM234 46V45H233ZM242 46V45H241ZM73 47V46H72ZM85 47V46H84ZM113 47V46H112ZM109 48L108 50H106L107 52H104V53H106L105 54V56H104V58L106 59V60H108V62L106 63H101V65H107V66H109V65H112V63H110L112 60H117L119 57H116L117 55L114 53V48ZM141 47V46H140ZM175 47V46H174ZM194 47V46H193ZM201 47H203V46H201ZM228 47H229V45H228ZM235 47V46H234ZM244 47V46H243ZM246 47V46H245ZM86 48V47H85ZM128 48V47H127ZM157 48V47H156ZM170 48V47H169ZM180 48V47H179ZM199 48V47H198ZM209 48H211V46H209ZM233 48V47H232ZM72 49V48H71ZM74 49V48H73ZM81 49V48H80ZM94 49V48H93ZM104 49H106V48H104ZM137 49V48H136ZM178 49V48H177ZM193 49V48H192ZM195 49V48H194ZM224 49V48H223ZM236 49V48H235ZM245 50H246V48H244ZM254 49V48H253ZM252 49V50H253ZM144 50V49H143ZM156 50V49H155ZM183 50V49H182ZM190 50V49H189ZM208 50V49H207ZM210 50H212V49H210ZM210 50L209 51H207V53L208 52H210ZM237 50V49H236ZM263 50V49H262ZM8 51V50H7ZM191 51V50H190ZM197 51H198V49H197ZM196 51V52H197ZM201 51H204V50H201ZM215 51V50H214ZM240 51V50H239ZM254 51V50H253ZM134 52H137V51H134ZM181 52V51H180ZM194 52V51H193ZM195 52V53H196ZM229 52H230V50H229ZM232 52V51H231ZM252 52V51H251ZM18 53V52H17ZM27 53V52H26ZM67 53V52H66ZM84 53H85V51H84ZM87 53V52H86ZM103 53V54H104ZM171 53H173V52H171ZM171 53H169V56H170V54ZM187 54H188V50H187V52H186ZM190 53V52H189ZM203 53V52H202ZM205 53V52H204ZM203 53V54H204ZM206 53V54H207ZM214 53V52H213ZM237 53V55L240 53L241 54V52H236ZM250 53V52H249ZM261 53H262V51H261ZM6 54V53H5ZM11 54V53H10ZM78 54V53H77ZM91 54V53H90ZM99 54V53H98ZM143 54H144V52H143ZM148 54V53H147ZM191 54V53H190ZM197 54H198V52H197ZM199 54H200V52H199ZM205 54V56H207ZM228 54V56H229V59L231 58L230 57V55H229V53H227ZM233 54V53H232ZM33 55V56H34ZM70 55H71V52H70ZM79 55V54H78ZM127 55V54H126ZM137 55V54H136ZM208 55H210V54H208ZM223 55V54H222ZM236 55V54H235ZM252 55H255V54H253V52H252ZM262 55V54H261ZM260 55V56H261ZM91 56V55H90ZM94 56V55H93ZM95 56H97V55H95ZM128 56H129V54H128ZM137 56H139V55H137ZM165 56H168V55H165ZM172 56V55H171ZM182 56V55H181ZM180 56V57H181ZM189 56V55H188ZM193 56V55H192ZM204 56V55H203ZM202 56V57H203ZM210 56H213V55H210ZM218 56V55H217ZM240 56V55H239ZM67 57H69V56H67ZM98 57H100V56H98ZM123 57H125V58H123ZM134 57V56H133ZM196 57H198L197 55H196ZM207 57H209V56H207ZM234 57V56H233ZM238 56H236V58H237ZM241 57H244V56H241ZM246 58H248L247 56H245ZM245 57H244V59H245ZM250 57H252V56H250ZM256 57V56H255ZM264 57V56H263ZM16 58H18V57H16ZM90 58V57H89ZM92 58V57H91ZM129 58V57H128ZM171 58V57H170ZM221 58V57H220ZM235 58V59H236ZM253 58V57H252ZM38 59V58H37ZM98 59V58H97ZM131 59H133V58H131ZM179 59V58H178ZM192 59H193V57H192ZM199 59V58H198ZM225 59V58H224ZM232 59V58H231ZM65 60V59H64ZM71 60V59H70ZM134 60V59H133ZM136 60V59H135ZM158 60H161V59H158ZM167 60H169V59H167ZM184 60H185V57H184ZM188 60V59H187ZM252 60V59H251ZM264 60V59H263ZM55 61V60H54ZM81 61V60H80ZM102 61V60H101ZM180 61V60H179ZM181 61H182V58H181ZM186 61V60H185ZM232 61V60H231ZM241 61H243V59L241 60ZM247 61H248V59H247ZM260 61V60H259ZM113 62V61H112ZM167 63H169L168 61H166ZM187 63H188V61H186ZM192 62V61H191ZM205 62V61H204ZM224 62H225V60H224ZM230 62V61H229ZM233 62V61H232ZM67 63V62H66ZM65 63V64H66ZM108 63H110L109 65H108ZM154 63V62H153ZM161 63V62H160ZM163 63V62H162ZM182 63V62H181ZM187 63H186V65H187ZM193 63V62H192ZM191 63V64H192ZM211 63V62H210ZM214 63V62H213ZM222 63V62H221ZM225 63H227V62H225ZM231 63V62H230ZM229 63V64H230ZM241 63V62H240ZM243 63V62H242ZM250 63V62H249ZM249 63H247V64H249ZM251 63H254V62H251ZM261 63V62H260ZM116 64H118V63H116ZM157 64V63H156ZM166 64V63H165ZM177 64V63H176ZM190 64V63H189ZM220 64V63H219ZM219 64H218V66H219ZM244 64H245V61H244ZM256 64V63H255ZM1 65V64H0ZM101 65H99V66H101ZM120 65V64H119ZM183 65V64H182ZM202 65V64H201ZM222 65H223V63H222ZM226 65V64H225ZM242 65V67H243V64H241ZM250 65V64H249ZM261 66L263 65V64H260ZM50 66V65H49ZM52 66H53V63H52ZM54 66H55V64H54ZM121 66V65H120ZM156 66V65H155ZM157 66H160V65H157ZM190 66H192V65H190ZM196 66V65H195ZM232 66V65H231ZM231 66H228L229 68L231 67ZM234 66V65H233ZM232 66V67H233ZM259 66V65H258ZM260 66V67H261ZM51 67V66H50ZM71 67V66H70ZM165 67V66H164ZM175 67V66H174ZM182 67V66H181ZM183 67H184V65H183ZM204 67V66H203ZM215 67H216V65H215ZM220 67H225L226 68V66H220ZM249 67V66H248ZM254 67V66H253ZM1 68V67H0ZM65 68H66V66H65ZM155 68H157V67H155ZM154 68V69H155ZM158 68H161V67H158ZM178 68V67H177ZM194 68V67H193ZM205 68V67H204ZM207 68V67H206ZM234 68H235V66H234ZM237 68V67H236ZM264 68V67H263ZM13 69V68H12ZM17 70H16V72L18 71V68H16ZM67 69H69V68H67ZM78 69H80V68H78ZM186 69H187V67H186ZM208 69V68H207ZM206 69V70H207ZM212 69V68H211ZM214 69V68H213ZM232 69V68H231ZM245 69H246V67H245ZM251 69V68H250ZM253 69V68H252ZM262 69V68H261ZM260 69V70H261ZM8 70H10V69H8ZM20 70V69H19ZM32 70V69H31ZM71 69H69V71H70ZM74 70V69H73ZM179 70H181V69H179ZM184 70V69H183ZM217 70H219V69H217ZM235 70V69H234ZM264 70V69H263ZM4 71V75H5V70H3ZM27 71V70H26ZM26 71H24V72H26ZM61 71V70H60ZM60 71H59V73H60ZM148 71H150V70H148ZM177 71V69H175V71H173V72H176ZM209 71H212V70H209ZM222 71V70H221ZM245 71V70H244ZM248 71V70H247ZM257 71V70H256ZM255 71V72H256ZM7 72V71H6ZM10 72H12L11 70H10ZM22 72V71H21ZM28 72V71H27ZM26 72V73H27ZM35 72V71H34ZM54 72H57V71H55L54 70ZM53 72V73H54ZM72 72V71H71ZM70 72V73H71ZM106 72H107V70H106ZM127 72V73H128ZM154 72V71H153ZM152 71H151V73H153ZM181 72V71H180ZM184 72V71H183ZM226 72H229V71H226ZM234 72H236V71H234ZM238 72V71H237ZM251 72V71H250ZM255 72H253V73H255ZM264 72V71H263ZM0 73H2V72H0ZM23 73V72H22ZM21 73V74H22ZM62 73V72H61ZM68 73V72H67ZM108 73L110 74L111 73V71L108 69ZM211 73V72H210ZM223 73V72H222ZM244 73V72H243ZM260 73V72H259ZM13 74V73H12ZM11 74V75H12ZM18 74H20V73H18ZM20 74V75H21ZM23 74H25V73H23ZM30 74H32V73H30ZM75 74V73H74ZM77 74V73H76ZM118 74H119V72H118ZM124 74H126V73H124ZM147 74V73H146ZM159 74V73H158ZM161 74V73H160ZM163 74V73H162ZM170 74V73H169ZM177 74H179V73H177ZM201 74V73H200ZM199 74V76L201 77V75ZM206 74V73H205ZM237 74V73H236ZM240 74V73H239ZM242 74V73H241ZM9 75V74H8ZM10 75V76H11ZM51 75V74H50ZM53 75V74H52ZM60 75L61 76H63L62 74H59V77H60ZM72 75V74H71ZM111 75V74H110ZM154 75H156V74H154ZM164 75V74H163ZM174 75V74H173ZM203 75V74H202ZM210 75V74H209ZM215 75V74H214ZM218 75V74H217ZM216 75V76H217ZM19 76V75H18ZM37 76V75H36ZM56 76V75H55ZM73 76V75H72ZM82 76V75H81ZM118 76V75H117ZM147 76V75H146ZM149 76H152V75H150L149 74ZM148 76V77H149ZM168 76H170V75H168ZM197 76V75H196ZM203 76H205V75H203ZM230 76H232V74H231V72H230ZM237 76V75H236ZM245 76V75H244ZM257 76H259V75H257ZM256 76V77H257ZM17 77V76H16ZM26 77V76H25ZM74 77H76V76H74ZM114 77V76H113ZM163 77V76H162ZM162 77H160V78H162ZM177 77H179V76H177ZM180 77H181V75H180ZM184 77V76H183ZM210 77V76H209ZM212 77V76H211ZM225 77V76H224ZM233 77V76H232ZM231 77V78H232ZM238 77V76H237ZM247 77H248V75H247ZM6 78V77H5ZM24 78V77H23ZM52 78V77H51ZM71 78V77H70ZM73 78V77H72ZM71 78V79H72ZM155 78V77H154ZM160 78H158V79H160ZM190 78V77H189ZM189 78H186V81L188 80L189 81ZM203 78V77H202ZM201 78V79H202ZM205 78V77H204ZM229 78V77H228ZM242 78V77H241ZM245 78V77H244ZM251 78H253V76H251ZM257 78H259V77H257ZM256 78V79H257ZM1 79V78H0ZM30 79L31 80H28L29 82H31L32 80H35L36 79V77H35V75H30ZM56 79V78H55ZM61 79V78H60ZM77 79H79V78H77ZM144 79V77L142 78V80ZM152 79H153V77H152ZM151 79V80H152ZM157 79V80H158ZM168 79V78H167ZM181 79V78H180ZM179 79V80H180ZM183 79V78H182ZM185 79V78H184ZM198 79V78H197ZM200 79V80H201ZM207 79H208V77H207ZM216 79V78H215ZM2 80V79H1ZM0 80V91L1 92H9V94H11V95H14V96H21V98H22V93H21V90L20 89H17L16 87H15V84H16V82H23L21 79H18V78H12V82L10 83V82H8V81H1ZM9 80V79H8ZM18 80V81H17ZM62 80V79H61ZM75 80L76 79H74L73 80V82L75 83ZM111 80V78H109V81ZM150 80V81H151ZM156 80V79H155ZM165 80H166V78H165ZM228 80H230V79H228ZM237 80H238V78H237ZM241 80V79H240ZM250 80V79H249ZM252 80V79H251ZM250 80V81H251ZM259 80H260V78H259ZM65 81V80H64ZM67 81V80H66ZM71 81V80H70ZM82 81V80H81ZM126 81V80H125ZM149 81V80H148ZM161 81V80H160ZM164 81V80H163ZM205 81H207V80H204V83H206ZM213 81V80H212ZM211 81V82H212ZM216 81H217V79H216ZM223 81V80H222ZM225 81V80H224ZM232 81V80H231ZM235 81H236V77H235ZM254 81H255V79H254ZM261 81V80H260ZM8 82V83H7ZM37 82V81H36ZM35 82V83H36ZM72 82V81H71ZM77 82V81H76ZM118 82V81H117ZM121 82H123V81H121ZM155 82V81H154ZM157 82V81H156ZM182 82V81H181ZM184 82V81H183ZM200 82V81H199ZM226 82V81H225ZM233 82V81H232ZM243 82H246V79H245V81H243ZM252 82L253 81H251V85H253L252 84ZM28 83V82H27ZM73 83V84H74ZM114 83V82H113ZM136 83V82H135ZM141 83V82H140ZM170 83V82H169ZM197 83V82H196ZM208 83V82H207ZM212 83H214V82H212ZM218 83H220L219 81H217V83L215 84L216 86H217V84ZM249 84H250V82H248ZM254 83V82H253ZM261 83H262V81H261ZM111 84V83H110ZM123 84H124V82H123ZM128 84H130V83H128ZM146 84V83H145ZM145 84H143V86H145ZM171 84V83H170ZM243 84V83H242ZM241 84V85H242ZM248 84V85H249ZM255 84V83H254ZM263 84V83H262ZM35 85V84H34ZM109 85V84H108ZM107 85V86H108ZM136 85H137V83H136ZM164 85V84H163ZM162 85V86H163ZM166 85V84H165ZM169 85V84H168ZM214 85V86H215ZM224 85V84H223ZM236 85V84H235ZM235 85H234V87H235ZM29 86V85H28ZM27 86V87H28ZM60 86V85H59ZM82 86V85H81ZM131 86V85H130ZM155 86V85H154ZM157 86V85H156ZM160 86V85H159ZM158 86V87H159ZM161 86V87H162ZM172 86V85H171ZM182 86V85H181ZM180 86V87H181ZM232 86V85H231ZM230 86V87H231ZM259 86H260V84L257 86L258 87V89H259ZM30 87V86H29ZM73 87H75V86H73ZM72 87V88H73ZM76 87H77V85H76ZM75 87V88H76ZM83 87V86H82ZM113 87V86H112ZM125 88H128V87H126V86H124ZM142 87V86H141ZM149 87V86H148ZM204 87V86H203ZM210 87V86H209ZM219 87V86H218ZM221 87V86H220ZM229 87V86H228ZM251 87V86H250ZM256 87V86H255ZM69 88H71V87H69ZM84 88V87H83ZM118 88V87H117ZM136 88V87H135ZM134 88V89H135ZM166 88V87H165ZM168 88H170V87H168ZM174 88V87H173ZM198 88V87H197ZM206 88V87H205ZM223 88V87H222ZM235 88H237V87H235ZM247 88V87H246ZM254 88V87H253ZM131 89V88H130ZM171 89V88H170ZM193 89V88H192ZM198 89H200V88H198ZM201 89H202V87H201ZM200 89V90H201ZM204 89V88H203ZM211 89V88H210ZM226 89V88H225ZM232 89H233V87H232ZM238 89L239 88H237V90H236V92L238 91ZM255 89V88H254ZM61 90V89H60ZM113 90V89H112ZM127 90V89H126ZM141 90H142V88H141ZM163 90V89H162ZM206 90V89H205ZM219 91V93H220V89H218ZM229 90H231V88H229ZM244 90V89H243ZM68 91V90H67ZM118 91V90H117ZM129 91V90H128ZM132 91V90H131ZM138 91V90H137ZM140 91V90H139ZM170 91V90H169ZM202 91V90H201ZM200 91V92H201ZM209 91V90H208ZM208 91H206V93L208 92ZM216 91V90H215ZM215 91L214 92H212V93H215ZM223 91H224V89H223ZM245 91V90H244ZM252 91V90H251ZM264 91V90H263ZM69 92H70V90H69ZM76 92V91H75ZM81 92H83V90L81 91ZM105 92V91H104ZM106 92H108L107 90H106ZM105 92V93H106ZM111 92V91H110ZM123 92V91H122ZM143 92H145V91H143ZM147 92V91H146ZM203 92V91H202ZM226 92V91H225ZM228 92V91H227ZM230 92V91H229ZM235 91H234V93H236ZM248 92V91H247ZM253 92V91H252ZM25 93V92H24ZM27 93V92H26ZM70 93H72V91L70 92ZM97 93V92H96ZM112 93V92H111ZM166 93H167V91H166ZM211 93V94H212ZM240 93V92H239ZM242 94H243V92H241ZM249 93V92H248ZM255 93V92H254ZM75 94V93H74ZM140 94V93H139ZM144 94H146V93H144ZM168 94H169V92H168ZM203 94H205V93H203ZM230 94H233V92L232 93H230ZM257 94V93H256ZM261 94V93H260ZM72 95V94H71ZM101 94H99V96H100ZM103 95V94H102ZM101 95V96H102ZM106 95V94H105ZM112 95V94H111ZM115 95V94H114ZM113 95V96H114ZM212 95H214V94H212ZM218 95H220V94H218ZM224 95V94H223ZM247 95V94H246ZM87 96V95H86ZM107 96H108V94H107ZM107 96H105V97H107ZM110 96V95H109ZM108 96V97H109ZM196 96V95H195ZM215 96H217V95H215ZM233 96V95H232ZM238 96V95H237ZM243 96V95H242ZM254 96H255V94H254ZM253 96V97H254ZM25 97V96H24ZM122 97H124L123 95H122ZM134 97V96H133ZM143 97V96H142ZM150 97H152V96H150ZM169 97V96H168ZM193 97V96H192ZM208 97V96H207ZM239 97V96H238ZM237 97V98H238ZM241 97V96H240ZM261 97V96H260ZM20 98V99H21ZM74 98V97H73ZM85 98V97H84ZM125 98V97H124ZM144 98H146V97H144ZM148 98V97H147ZM153 98V97H152ZM173 98V97H172ZM194 98V97H193ZM205 98V97H204ZM209 98H210V94H209ZM211 98H213V96L211 97ZM210 98V99H211ZM230 98V97H229ZM232 98V97H231ZM247 98V97H246ZM16 99V98H15ZM18 99V98H17ZM23 99V98H22ZM83 99V98H82ZM90 99V98H89ZM98 99H101V98H98ZM126 99V98H125ZM125 99H123V102H121L120 103V101H117L116 102V106H118V110H117V114H120L121 116H123V114H124V117L127 115V112L126 113H122V112H120L121 111V109L122 108H124L125 106H123L122 104H126L125 103ZM150 99V98H149ZM202 99V98H201ZM206 99V98H205ZM224 99V98H223ZM233 99H234V97H233ZM243 99V98H242ZM244 99H245V97H244ZM254 99H256V97H254ZM259 99V98H258ZM263 99H264V97H263ZM69 100V99H68ZM75 100H81V97L79 96V95H76V98H75ZM91 100V99H90ZM90 100H88V101H90ZM113 100H114V98H113ZM117 100V99H116ZM168 100V99H167ZM192 100H194V99H192ZM226 100V99H225ZM249 100H251V99H249ZM259 100H261V99H259ZM85 101V100H84ZM101 101V100H100ZM103 101V100H102ZM109 101V100H108ZM107 101V102H108ZM115 101V100H114ZM150 101H152V100H150ZM210 102H212V100H209ZM214 101V100H213ZM216 101H218V99L216 100ZM219 101H220V99H219ZM245 101V100H244ZM67 102V101H66ZM73 102V101H72ZM106 102V101H105ZM106 102V103H107ZM149 102V101H148ZM160 102V101H159ZM162 102V101H161ZM191 102V101H190ZM222 102V101H221ZM224 102V101H223ZM68 103V102H67ZM67 103H65V104H67ZM79 103V102H78ZM90 103H92V101L90 102ZM94 103V102H93ZM101 103V102H100ZM102 103H104V102H102ZM109 103V102H108ZM130 103V102H129ZM139 103V102H138ZM163 103V102H162ZM171 103V102H170ZM215 102H213V104H214ZM225 103H227V102H225ZM237 103H240L239 102V100H238V102ZM252 103H254L253 101H252ZM99 104V103H98ZM113 104V103H112ZM128 104V103H127ZM127 104H126V106H127ZM131 104V103H130ZM133 104V103H132ZM149 104V103H148ZM152 104H154L153 102H152ZM151 104V105H152ZM209 104V102L207 103V105ZM212 104V105H213ZM217 104V103H216ZM244 104V103H243ZM85 105V104H84ZM88 105V104H87ZM103 105V104H102ZM109 105V104H108ZM107 105V106H108ZM164 105H166V104H164ZM181 105V104H180ZM212 105H210V106H212ZM223 105V104H222ZM252 105V104H251ZM78 105H77V103H76V101H74L73 103H70L69 105L67 104L64 108H62V109H60V111H56V110H48V111H35V112H32V113H28V114H8L7 112V115L6 114H1L0 113V130L1 131H3V132H5L7 135H9V136H17V137H22L24 140H27V137L29 136H31L33 133H35V132H39L40 130H43V131H45V129H47L48 131L49 130H53V131H58V133L59 132H61L62 134L64 133L65 135H66V137H67V139H68V141L70 142V144L72 143V145L74 144V147H76V146H78V148L80 149L79 151L82 153V155L83 156H87L88 154L89 155H91V157H92V159L93 160H96L95 159V157L96 156H99V155H101V154H108V157H110V159L111 160H113L115 163H117V164H119V166H120V169L118 168V170H121V171H125L126 169H127V167L129 168V165H128V163H129V155L127 154V153H125L124 151H123V149L124 148H126V146H127V141H126V139L124 138V133H123V131H122V129L123 128H117L116 126H112V127H110V125H109V128L106 130V131H103L102 132V134L101 135H99L98 136V134H97V136L98 137H95V138H91V139H87V138H85L83 135V133H82V131L76 126V125H71V123H70V121H69V123L70 124H67L66 122L68 121H66V122H64L63 124H62V121H61V123L59 122V123H57L56 124V122L54 121V117H56V116H58L59 114L60 115H71V118H72V115L73 116H76V115H78L77 114V109H78V107H77ZM83 106V105H82ZM110 106V105H109ZM113 106V105H112ZM131 106V105H130ZM145 106V105H144ZM210 106H209V108H210ZM11 107H13V106H11ZM56 107V106H55ZM58 107V106H57ZM60 107H62V106H60ZM83 107H85V109L87 108V106H83ZM102 107V106H101ZM127 107H129V106H127ZM126 107V109H128ZM164 107V106H163ZM187 107H191V106H187ZM192 107H194V106H192ZM230 107V106H229ZM14 108V107H13ZM103 108V110H104V106L102 107ZM110 108V107H109ZM154 109L156 108V105H154V107H153ZM157 108H158V105H157ZM161 108H162V106H161ZM208 108V107H207ZM5 109H6V107H5ZM43 109V108H42ZM49 109V108H48ZM57 109V108H56ZM3 110V109H2ZM11 110V109H10ZM9 110V111H10ZM22 110V109H21ZM84 110V109H83ZM82 110V111H83ZM92 110V109H91ZM102 110V109H101ZM8 111V110H7ZM87 111H88V109H87ZM86 111V112H87ZM126 111V110H125ZM145 111V110H144ZM153 111V110H152ZM2 112H4V111H2ZM57 112H59L58 114H57ZM84 112V111H83ZM85 112V113H86ZM106 112V111H105ZM104 112V113H105ZM113 112H115V111H113ZM112 112V113H113ZM143 112V111H142ZM170 112V111H169ZM244 112V111H243ZM25 113V112H24ZM88 113V112H87ZM110 113V112H109ZM130 113V112H129ZM132 113H133V111H132ZM136 113V112H135ZM126 114V115H125ZM81 115V114H80ZM110 115V114H109ZM119 115V116H120ZM135 115V114H134ZM147 115V114H146ZM162 115V114H161ZM171 116L170 117H172L173 118V116H174V114H170ZM249 115V114H248ZM63 116V117H64ZM120 116V117H121ZM130 116V115H129ZM131 116H132V114H131ZM140 117H141V115H139ZM250 116V115H249ZM262 116V115H261ZM62 117V118H63ZM117 117V116H116ZM119 117V118H120ZM137 117V116H136ZM143 117V116H142ZM146 117V116H145ZM183 117V116H182ZM67 118V117H66ZM66 118H64V119H66ZM122 118V117H121ZM132 118H134V116L132 117ZM132 118H124L123 120L126 122V120H127V123L128 124H134V119H132ZM163 118V117H162ZM192 118V117H191ZM238 118V117H237ZM116 119V118H115ZM140 119V118H139ZM147 119V118H146ZM178 119V118H177ZM183 119V118H182ZM188 119V118H187ZM71 120V119H70ZM121 120V119H120ZM119 120V121H120ZM137 120V119H136ZM135 120V121H136ZM143 120V119H142ZM145 120V119H144ZM143 120V121H144ZM176 120V119H175ZM258 120V119H257ZM37 121H40L42 124L41 125H39L40 126V128L37 126ZM118 121V120H117ZM138 121H140V120H138ZM143 121L141 122V123H143ZM261 121V119H259V122ZM72 122V121H71ZM148 122V121H147ZM155 123H156V121H154ZM161 122V121H160ZM182 121H178L177 120V122H176V125H181L182 123L183 124H185L184 123V121L181 123ZM138 123V122H137ZM136 123V124H137ZM140 123V122H139ZM170 123V122H169ZM193 123V121L191 122V124ZM194 123H195V121H194ZM13 124V125H12ZM88 124V123H87ZM111 124V123H110ZM150 124V123H149ZM149 124H147L148 126H149ZM152 124H154V123H152ZM165 124V123H164ZM167 124V123H166ZM197 124V123H196ZM105 125V124H104ZM114 125H116V124H114ZM121 125H122V123H121ZM124 125V124H123ZM159 125V124H158ZM187 125V124H186ZM194 125V124H193ZM192 125V126H193ZM201 125V124H200ZM204 125V124H203ZM117 126H118V123H117ZM139 126V125H138ZM146 126V125H145ZM144 126V127H145ZM160 126H161V124H160ZM159 126V127H160ZM175 126V125H174ZM198 126V125H197ZM258 126H259V124H258ZM104 127V126H103ZM108 127V126H107ZM137 127V126H136ZM143 127V128H144ZM147 127V126H146ZM158 127V126H157ZM164 127V126H163ZM167 127V126H166ZM172 127V126H171ZM186 127H188V126H186ZM102 128V127H101ZM126 127H124V129H125ZM154 128V127H153ZM175 128H177V127H175ZM190 127H188V129H186V128H179V129H181V130H179V133L181 132V134H183V135H188V137H189V135L190 134H193V132H192V130L191 129H193L192 127H191V129H189ZM199 128V127H198ZM197 128V129H198ZM202 128V127H201ZM200 128V129H201ZM203 128H205V127H203ZM263 129H264V127H262ZM40 129V130H39ZM130 129V128H129ZM144 129H146V128H144ZM147 129H149V128H147ZM157 130H159L158 128H156ZM194 129H196V128H194ZM136 130H137V128H136ZM135 130V132H137V131H140V130H137L136 131ZM151 130V129H150ZM157 130H156V133H157ZM165 130V129H164ZM170 130H171V128H170ZM102 131V130H101ZM101 131H99V132H101ZM146 131V130H145ZM163 131V130H162ZM197 131V130H196ZM204 131V130H203ZM207 131V130H206ZM252 131V130H251ZM255 131V130H254ZM41 132V131H40ZM39 132V133H40ZM52 132V131H51ZM133 132V131H132ZM159 132H161V131H159ZM205 132V131H204ZM208 132V131H207ZM236 132V131H235ZM54 133V132H53ZM98 133V132H97ZM142 133H144V132H142ZM163 134H165L166 132L165 131H163L162 132ZM171 133V132H170ZM176 133V132H175ZM178 133V134H179ZM212 133V132H211ZM214 133V132H213ZM251 133V132H250ZM6 134H5V136H6ZM48 134V133H47ZM50 134V133H49ZM83 134V135H82ZM126 134V133H125ZM135 134V133H134ZM145 134V133H144ZM151 134V133H150ZM196 133H194V135H195ZM199 134H200V132H199ZM201 134H202V131H201ZM207 135H208V133H206ZM206 134H204L205 136H206ZM218 134V133H217ZM243 133H241V135H242ZM65 135H63V137L65 136ZM127 135V134H126ZM155 135V134H154ZM153 135V136H154ZM162 135V134H161ZM161 135H159L158 134V136L160 137ZM175 135V134H174ZM203 135V136H204ZM240 135V136H241ZM249 135V134H248ZM132 136H133V134H132ZM138 134H137V138H138ZM145 136V135H144ZM147 136H148V134H147ZM164 136V135H163ZM169 136H170V134H169ZM201 136V135H200ZM215 136H217V138L219 139V137H218V135H215ZM228 136H230V135H228ZM263 136V137H262ZM65 137V138H66ZM126 137V136H125ZM158 137V138H159ZM174 137V136H173ZM196 137V136H195ZM207 137V136H206ZM234 137V136H233ZM144 138V137H143ZM143 138H141V139H143ZM146 138V137H145ZM144 138V139H145ZM151 138V137H150ZM163 138V137H162ZM166 138V137H165ZM175 138V137H174ZM200 138V137H199ZM203 138V137H202ZM205 138V137H204ZM222 138V137H221ZM228 138V137H227ZM237 138V137H236ZM251 138H253L252 140H255V141H257V142H259V143H262V141L264 140V134L262 133L261 134V130H259V129H257V131H256V133H254V135H253V137H251ZM9 139V138H8ZM43 139V138H42ZM147 139H149V138H147ZM171 139V138H170ZM190 139V138H189ZM195 139V138H194ZM215 139V138H214ZM239 139V138H238ZM93 140H95V141H93ZM110 140H111V142H110ZM113 140H115V141H113ZM131 140V139H130ZM164 140H166V139H164ZM191 140H193V139H191ZM197 140H199L198 138H197ZM201 140V139H200ZM227 140V139H226ZM236 140V139H235ZM36 141V140H35ZM135 141V140H134ZM148 141V140H147ZM155 141V140H154ZM170 141V140H169ZM181 141V140H180ZM195 141H196V139H195ZM201 141H203V140H201ZM211 141H213V140H211ZM216 141V140H215ZM214 141V142H215ZM21 142H24V141H21ZM28 142V141H27ZM38 142V141H37ZM112 142H114V144L112 143ZM136 142V141H135ZM140 142V141H139ZM138 142V143H139ZM160 142V141H159ZM158 142V143H159ZM190 142V141H189ZM189 142L187 143V144H189ZM196 142H199V141H196ZM218 142V141H217ZM236 142V141H235ZM1 143V142H0ZM30 143V142H29ZM28 143V144H29ZM118 143H120V145L122 146H120ZM141 143V142H140ZM142 143H144V142H142ZM173 143V142H172ZM176 143H179V142H177L176 141ZM184 143V142H183ZM201 143V142H200ZM204 143H205V141H204ZM204 143H202V145H204ZM227 143V142H226ZM149 144V143H148ZM151 144V143H150ZM170 144V143H169ZM196 144V143H195ZM210 144H212L213 145V143H210ZM210 144H209V148L211 147L210 146ZM219 144V143H218ZM223 144V143H222ZM229 144V143H228ZM235 144V143H234ZM264 144V143H263ZM12 145V144H11ZM33 145V144H32ZM76 145V146H75ZM132 145V144H131ZM134 145V144H133ZM137 145V144H136ZM168 145V144H167ZM173 145H176L175 143L173 144ZM172 145V146H173ZM240 145V144H239ZM241 145H243V144H241ZM246 145V144H245ZM258 145H260V144H258ZM8 146V144L7 143H2V144H0V150L1 151H3L4 152V150H5V148ZM44 146V145H43ZM46 146V145H45ZM53 146V145H52ZM151 146V145H150ZM178 146H181V145H178ZM185 146V145H184ZM197 146V145H196ZM205 146V145H204ZM217 146V145H216ZM261 146V145H260ZM12 147H14V146H12ZM11 147V148H12ZM42 147V146H41ZM130 147V146H129ZM141 147V146H140ZM155 147H156V145H155ZM167 147V146H166ZM166 147H164V148H166ZM170 147V146H169ZM168 147V148H169ZM176 147V146H175ZM183 147V146H182ZM186 147H187V145H186ZM237 147V146H236ZM254 147H255V145H254ZM254 147H252V148H254ZM257 147L258 146H256V149H257ZM264 147V146H263ZM262 147V148H263ZM22 148V147H21ZM47 148V147H46ZM73 148V147H72ZM123 148V149H122ZM135 148V147H134ZM142 148V147H141ZM141 148H139V150L141 149ZM160 148V147H159ZM193 148V147H192ZM191 148V149H192ZM198 148V147H197ZM196 148V149H197ZM203 148V147H202ZM221 148V147H220ZM223 148H224V146H223ZM52 149H53V147H52ZM74 149V148H73ZM113 149H115V151H117V153H115L114 154V156H109V155H111V154H113ZM133 149V148H132ZM146 149V148H145ZM145 149H143V150H145ZM167 149V148H166ZM165 149V150H166ZM176 149V148H175ZM180 149V148H179ZM239 149V148H238ZM237 149V150H238ZM249 149H251V148H249ZM260 149V148H259ZM258 149V150H259ZM8 150H10V148L8 149ZM12 150V149H11ZM24 150V149H23ZM45 150V149H44ZM49 150V149H48ZM68 150V149H67ZM142 150V149H141ZM147 150V149H146ZM177 150V149H176ZM186 150V149H185ZM207 150V149H206ZM224 150V149H223ZM225 150H226V148H225ZM247 150H248V148H247ZM257 150V151H258ZM0 151V152H1ZM28 151V150H27ZM33 151V150H32ZM34 151H36V150H34ZM151 151V150H150ZM149 151V152H150ZM173 151H174V149H173ZM202 151H203V149H202ZM214 151V150H213ZM212 151V152H213ZM228 151V150H227ZM232 151H233V149H232ZM251 151V150H250ZM37 152V151H36ZM69 152H70V150H69ZM129 152V151H128ZM136 152V151H135ZM159 152V151H158ZM198 153H200L199 151H197ZM211 152V151H210ZM226 152V151H225ZM229 152V151H228ZM261 152H263L262 150H261ZM14 153V152H13ZM24 153V152H23ZM133 154H134V152H132ZM138 153V152H137ZM136 153V154H137ZM143 153V152H142ZM157 153V152H156ZM176 153H178V152H176ZM182 153V152H181ZM196 153V152H195ZM209 153V152H208ZM216 153V152H215ZM252 153V152H251ZM258 153V152H257ZM256 153V154H257ZM41 154H42V152H41ZM150 154V153H149ZM183 154V153H182ZM191 154V153H190ZM194 154V153H193ZM201 154V153H200ZM199 154V155H200ZM204 154V153H203ZM223 154V153H222ZM226 154H228L227 152H226ZM232 154V153H231ZM234 154V153H233ZM241 154H242V151H241ZM247 154V153H246ZM250 154V153H249ZM259 154V153H258ZM262 154V153H261ZM6 155H8L7 153H6ZM43 155V154H42ZM144 155V154H143ZM146 155V154H145ZM156 155V154H155ZM197 155V154H196ZM195 155V156H196ZM199 155L197 156V158L199 157ZM202 155V154H201ZM200 155V156H201ZM208 155V154H207ZM2 156V155H1ZM16 156V155H15ZM46 156V155H45ZM48 156H49V154H48ZM73 156V155H72ZM81 156V155H80ZM132 156V155H131ZM137 156V155H136ZM182 156V155H181ZM188 156V155H187ZM190 156V155H189ZM203 156V155H202ZM212 156V155H211ZM219 156H220V153H219ZM221 156H223V155H221ZM220 156V157H221ZM227 156V155H226ZM231 156H233V155H231ZM237 156V155H236ZM9 157V156H8ZM12 157H14L13 155H12ZM17 157V156H16ZM28 158H30V155L29 156H27ZM51 156H49V158H50ZM55 157V156H54ZM70 157H71V155H70ZM107 157V158H108ZM114 157V158H113ZM145 157V156H144ZM153 157H155L154 155H153ZM153 157H147V158H149L148 160L149 161H151L152 159L154 160V158ZM213 157V156H212ZM216 157H217V155H216ZM251 158H253V157H255V155L253 154L252 156H250ZM27 158V159H28ZM42 158H43V156H42ZM63 158V157H62ZM86 158V157H85ZM196 158V157H195ZM196 158V159H197ZM210 158V157H209ZM222 158V157H221ZM234 158V157H233ZM246 158H247V156H246ZM257 158V157H256ZM3 159V158H2ZM5 159V158H4ZM31 159V158H30ZM41 159V158H40ZM54 159V158H53ZM88 159V158H87ZM157 158H155V160H156ZM199 159V158H198ZM212 159H214V157L212 158ZM239 159V158H238ZM255 159V158H254ZM259 159V158H258ZM49 160V159H48ZM51 160H52V158H51ZM81 160V159H80ZM79 160V161H80ZM85 160V159H84ZM158 160H159V165L160 166H158L159 167V169L158 170H156L155 172V174H159V176L161 175V176H163L164 177V179L165 178H167V179H173V177L174 178H192V177H194V175H197V174H199V175H207V177H209L208 176V174H210L209 173V170H210V168H208V167H206V166H203L202 164V166L201 165H198L197 167H195V166H191V164H189L191 161H184V160H180V159H177V158H175L174 157V153L171 151V150H168L167 152H164V153H161L160 155H159V157H158ZM193 160V159H192ZM202 160H204V158H202ZM221 160V159H220ZM223 160V159H222ZM264 160V159H263ZM2 161H4V160H2ZM10 161V160H9ZM15 161H16V158H15ZM41 161V160H40ZM42 161H44L43 159H42ZM56 161V160H55ZM62 161V160H61ZM72 161H75V162H79V161H76V160H72ZM227 161V160H226ZM225 161V162H226ZM261 161V160H260ZM5 162V161H4ZM20 162H21V160H20ZM74 162V163H75ZM99 162V161H98ZM107 162V161H106ZM105 162V163H106ZM146 162H147V160H146ZM185 162H187V164L185 163ZM199 162V161H198ZM207 162V161H206ZM234 162V161H233ZM248 162V161H247ZM251 162V161H250ZM46 163V165H47V163H48V161H46L45 162ZM55 163V162H54ZM53 163V164H54ZM57 163V162H56ZM114 163V164H115ZM130 163H132V162H130ZM129 163V164H130ZM137 163V162H136ZM142 163H143V161H142ZM221 162H218L217 164H220ZM227 163V162H226ZM246 163V162H245ZM261 162H259L258 161V163H257V166L256 167H258V164H260ZM263 163V162H262ZM6 164V163H5ZM82 164V163H81ZM93 164V163H92ZM108 164V163H107ZM106 164V165H107ZM113 164V163H112ZM211 164V163H210ZM49 165V164H48ZM51 165V164H50ZM49 165V166H50ZM56 165V164H55ZM60 165V164H59ZM61 165H62V163H61ZM68 165V164H67ZM67 165H65L64 164V166H67ZM97 165V164H96ZM110 165V164H109ZM136 165H138V164H136ZM154 165V164H153ZM156 165V164H155ZM158 165V164H157ZM206 165V164H205ZM230 165V164H229ZM5 166V165H4ZM28 166V165H27ZM71 166V165H70ZM236 166V165H235ZM6 167V166H5ZM21 167V166H20ZM54 167V166H53ZM63 167V166H62ZM80 167V166H79ZM93 167V166H92ZM97 168H101L99 165L98 166H96ZM109 167V166H108ZM110 167H112L111 165H110ZM146 167V163H144L143 165H142V168L144 169ZM210 167V166H209ZM246 167V166H245ZM249 167V166H248ZM255 167V168H256ZM25 168V167H24ZM68 168H69V165H68ZM91 168V167H90ZM112 168H114V167H112ZM148 168V167H147ZM146 168V169H147ZM217 168V167H216ZM233 168V167H232ZM250 168V167H249ZM6 169V168H5ZM103 169V168H102ZM115 169V168H114ZM117 169V168H116ZM137 169V168H136ZM141 169V168H140ZM151 169V168H150ZM212 169V168H211ZM215 169V168H214ZM226 169V168H225ZM228 169H230V168H228ZM12 170V169H11ZM59 170V169H58ZM58 170H57V172H58ZM70 170V169H69ZM91 170H93V169H91ZM101 170V169H100ZM138 170H139V168H138ZM154 170V169H153ZM221 170V169H220ZM219 170V172H222V171H220ZM239 170V169H238ZM258 169L256 168V170L254 171L255 173H256V171H257ZM17 171V170H16ZM15 171V172H16ZM19 171V170H18ZM65 171V170H64ZM113 171V170H112ZM141 171V170H140ZM234 171V170H233ZM5 172V171H4ZM14 172V173H15ZM20 172V171H19ZM92 172V171H91ZM94 172H95V170H94ZM100 172V171H99ZM119 172V171H118ZM130 172V171H129ZM133 172V171H132ZM211 172V171H210ZM224 172V171H223ZM228 172V171H227ZM239 174H240V171H237ZM242 172V171H241ZM258 172V171H257ZM263 172H264V169H263ZM10 173V172H9ZM12 173V172H11ZM63 173V172H62ZM71 173H72V170H71ZM96 173V172H95ZM115 173V172H114ZM117 173V172H116ZM212 173H213V171H212ZM243 173L244 174H248L249 172H248V170H247V167L246 168H244V170H243ZM261 173V172H260ZM17 174V173H16ZM20 174V173H19ZM119 174H122V173H119ZM149 174V173H148ZM152 174H154V173H152ZM222 174V173H221ZM225 174V173H224ZM242 174V173H241ZM21 175V174H20ZM66 175H68V174H66ZM72 175V174H71ZM113 175V174H112ZM146 175V174H145ZM198 175V176H199ZM212 175V174H211ZM214 175V174H213ZM6 176V175H5ZM64 176H65V174H64ZM97 176V175H96ZM99 176V175H98ZM101 176H103V174L101 175ZM106 176V175H105ZM115 176V175H114ZM148 176H150V174L148 175ZM198 176L196 177V178H198ZM217 176V175H216ZM9 177V176H8ZM20 177H22V176H20ZM100 177V176H99ZM135 177H136V175H135ZM138 177V176H137ZM143 177V176H142ZM156 177V176H155ZM170 177V178H169ZM201 177V176H200ZM215 177V176H214ZM232 177V176H231ZM234 177H236V176H233V178ZM252 177V176H251ZM251 177H249V180H247L248 182L245 184V187H243V188H245L247 191L248 190H253V188H256L257 187V185H256V187H255V183L253 182L254 180H253V178H251ZM255 177V176H254ZM257 177H259V176H257ZM6 178V177H5ZM61 178H62V176H61ZM122 178V177H121ZM120 178V179H121ZM129 178V177H128ZM133 178V177H132ZM206 178V177H205ZM244 178H246V177H243L242 179H244ZM52 179V178H51ZM55 179V178H54ZM69 179H71V177L69 178ZM104 179V178H103ZM102 179V180H103ZM108 179V178H107ZM115 179H117V178H115ZM139 179V178H138ZM146 179V178H145ZM150 179V178H149ZM202 179V178H201ZM255 179V178H254ZM261 179H263V177H261ZM7 180V179H6ZM64 180H65V178H64ZM93 180V179H92ZM189 180V179H188ZM203 180V179H202ZM232 181H233V179H231ZM246 180V179H245ZM55 181V180H54ZM54 181H52V182H54ZM57 181V180H56ZM62 181H63V179H62ZM61 181V182H62ZM68 181V180H67ZM99 181V180H98ZM108 181V180H107ZM129 181V180H128ZM138 181V180H137ZM154 181V180H153ZM157 181V183L156 184H160V183H158V180H156ZM163 181V180H162ZM181 181H184L183 179L181 180ZM187 181V180H186ZM230 181V180H228L227 178H226V174L225 175H223V177L220 179V187H222L223 185H226V186H229V187H227V189L229 188V190L228 191H230V199H231V201H238L237 200V196H238V192H237V182L236 183H234V185H230L228 182ZM240 181V180H239ZM7 182V181H6ZM64 182V181H63ZM66 182V181H65ZM113 182V181H112ZM118 182V181H117ZM161 182V181H160ZM166 182V181H165ZM190 182H192V181H190ZM189 182V183H190ZM203 182V181H202ZM205 182V181H204ZM207 182V181H206ZM243 182V181H242ZM261 182H262V180H261ZM261 182H259L260 184H261ZM56 183V182H55ZM98 183V182H97ZM102 183H103V181H102ZM132 183V182H131ZM136 183H138V182H136ZM148 183V182H147ZM146 183V184H147ZM149 183H151V182H149ZM148 183V184H149ZM180 183V182H179ZM188 183V184H189ZM218 183H219V181H218ZM217 183V184H218ZM257 183V182H256ZM1 184V183H0ZM54 184V183H53ZM85 184V183H84ZM83 184V185H84ZM99 184V183H98ZM145 184V183H144ZM147 184V185H148ZM175 184V183H174ZM184 184V183H183ZM211 184V183H210ZM216 184V183H215ZM6 185V184H5ZM61 185V184H60ZM82 185V186H83ZM92 185V184H91ZM90 185V186H91ZM97 185V184H96ZM102 185V184H101ZM100 185V186H101ZM112 185V184H111ZM133 185V184H132ZM140 185V184H139ZM138 185V186H139ZM150 185V184H149ZM154 185H155V183H154ZM161 185V184H160ZM159 185V186H160ZM209 185V184H208ZM213 185H214V183H213ZM240 185H242V184H240ZM244 185V184H243ZM3 186V185H2ZM8 186V185H7ZM13 186V185H12ZM56 186V185H55ZM69 186L71 187V184H69ZM68 186V187H69ZM81 186V187H82ZM157 186V185H156ZM174 186H176V184L174 185ZM184 186V185H183ZM186 186H189V185H186ZM261 186V185H260ZM263 186V185H262ZM57 187H59V186H57ZM63 187V186H62ZM73 187V186H72ZM80 187V186H79ZM130 187V186H129ZM145 187H147V186H145ZM185 187V186H184ZM183 187V188H184ZM200 187H203V185H201V186H199V188ZM206 188H208L209 186H205ZM216 187H217V185H216ZM242 187V186H241ZM259 187V186H258ZM64 188H66V187H64ZM82 188H85V187H82ZM103 188H104V190L105 191H107L106 193L107 194H109V196L111 195V197L112 196H115L116 194H114V191L112 192V190H111V187L109 186V184L108 183H106L105 182V184L103 185ZM163 188V187H162ZM182 188V187H181ZM186 188H188L189 189V187H186ZM204 188V187H203ZM219 188V187H218ZM224 188V187H223ZM226 188V187H225ZM263 188H264V186H263ZM5 189V188H4ZM54 189V188H53ZM67 189V188H66ZM89 189H91V188H89ZM88 189V190H89ZM94 189V188H93ZM92 189V190H93ZM148 189H151L150 187L148 188ZM177 189V188H176ZM209 189V188H208ZM210 189H212V188H210ZM216 189V188H215ZM214 189V190H215ZM226 189V190H227ZM65 190V189H64ZM126 190H127V187H126ZM152 190H154V189H152ZM159 190V189H158ZM172 190V189H171ZM170 190V191H171ZM175 190V189H174ZM185 190V189H184ZM55 191V190H54ZM69 192L71 191V190H68ZM99 191H100V189H99ZM124 191V190H123ZM136 191V190H135ZM160 191V190H159ZM180 191H182V190H180ZM211 191V190H210ZM95 192V191H94ZM143 192H144V190H143ZM154 192V191H153ZM218 192V191H217ZM245 192V191H244ZM140 193V192H139ZM146 193V192H145ZM164 193V192H163ZM168 193V192H167ZM178 193H179V191H178ZM186 193V192H185ZM190 193V192H189ZM192 193V192H191ZM208 193V192H207ZM220 193V192H219ZM241 193H242V191H241ZM247 193V192H246ZM57 194V193H56ZM81 194V193H80ZM83 194H85V193H83ZM121 194H122V192H121ZM138 194V193H137ZM161 194V193H160ZM159 194V195H160ZM174 194V193H173ZM180 194V193H179ZM86 195V194H85ZM102 195H104V194H102ZM119 195V194H118ZM141 195V194H140ZM156 195V194H155ZM162 195V194H161ZM165 195V194H164ZM163 195V196H164ZM172 195V194H171ZM201 195V194H200ZM206 195V194H205ZM210 195H212V194H210ZM215 195V194H214ZM218 195V194H217ZM227 195V194H226ZM246 195V194H245ZM244 195V196H245ZM259 195V194H258ZM262 194H260V196H261ZM54 196V195H53ZM97 196V195H96ZM106 196V195H105ZM108 196V197H109ZM123 196H125L126 198H130V199H132V196H133V193L132 192H129V191H127L126 193H124L123 194ZM147 197L149 196V194L148 195H146ZM151 196V195H150ZM162 196V197H163ZM174 196V195H173ZM176 196V195H175ZM191 196V195H190ZM207 196V195H206ZM221 196V195H220ZM58 197H59V194H58ZM94 197V196H93ZM90 198L89 199V204L93 207H97V204H96V200H95V198ZM142 197H144V195L142 196ZM162 197H160V198H162ZM167 197V196H166ZM166 197H165V199H166ZM178 197V196H177ZM180 197L182 198V195H180ZM183 197H184V195H183ZM192 197V196H191ZM198 197V196H197ZM216 197V196H215ZM246 197V196H245ZM253 197H255V196H253ZM262 197V196H261ZM64 198V197H63ZM78 198H80V195H79V197ZM96 198H98V196L96 197ZM112 198H114V197H112ZM125 198V199H126ZM154 198H155V196H154ZM158 198V197H157ZM175 198V197H174ZM174 198H172V199H174ZM225 198V197H224ZM227 198V197H226ZM259 198V197H258ZM60 199H62V197L60 198ZM133 199H134V197H133ZM135 199H137V198H135ZM152 199V198H151ZM189 199V198H188ZM253 199V198H252ZM17 200V199H16ZM84 200V199H83ZM83 200H81V201H83ZM158 200V199H157ZM177 200V199H176ZM193 200H195V199H193ZM193 200H192V202H193ZM199 200H201V199H199ZM215 200H217L216 198H215ZM246 200V199H245ZM76 201H77V199H76ZM115 201V200H114ZM124 201V200H123ZM160 201V200H159ZM167 201V200H166ZM169 201V200H168ZM171 201H173V200H171ZM198 201V200H197ZM204 201V200H203ZM206 201V200H205ZM213 201V200H212ZM258 203H260V202H262L263 201V199H257L256 200ZM49 202V201H48ZM84 202V201H83ZM127 202V201H126ZM138 202V201H137ZM185 202V201H184ZM219 202V201H218ZM240 202V201H239ZM66 203H68V202H66ZM78 203H80V202H78ZM118 203V202H117ZM216 203V202H215ZM236 203V202H235ZM243 203V202H242ZM62 204V203H61ZM76 204V203H75ZM115 204V203H114ZM123 204H124V202H123ZM127 204V203H126ZM157 204H158V201H157ZM156 204V205H157ZM185 204H187V203H185ZM202 204V203H201ZM214 204V203H213ZM227 204V203H226ZM231 204V203H230ZM245 204H247V203H245ZM244 204V205H245ZM264 204V203H263ZM50 205V204H49ZM72 205H74V204H72ZM79 205V204H78ZM84 205H87V204H84ZM133 205V204H132ZM132 205H131V207H132ZM148 205V204H147ZM175 205V204H174ZM174 205H172V206H174ZM189 205V204H188ZM193 205V204H192ZM235 205V204H234ZM240 205V204H239ZM260 205V204H259ZM52 206H54L53 205V203H52ZM66 206V205H65ZM100 206V205H99ZM115 206V205H114ZM136 206V205H135ZM142 206V205H141ZM151 206V205H150ZM158 206H159V204H158ZM157 206V207H158ZM204 206V205H203ZM207 206V205H206ZM221 206H222V204H221ZM227 206H228V204H227ZM241 207H242V205H240ZM67 207V206H66ZM69 207V206H68ZM71 207V206H70ZM79 207V206H78ZM82 207V206H81ZM86 207V206H85ZM128 207H130V206H128ZM136 207H138V205L136 206ZM149 207V206H148ZM156 207V208H157ZM163 207V206H162ZM193 207H194V205H193ZM197 207V206H196ZM224 207V206H223ZM235 207V206H234ZM246 207V206H245ZM248 207V206H247ZM258 207V206H257ZM44 208V207H43ZM159 208V207H158ZM177 208H179V207H177ZM199 208H201V207H199ZM211 208H212V206H211ZM250 208V207H249ZM259 208V207H258ZM52 209V208H51ZM58 209H59V206H58ZM66 209V208H65ZM75 209V208H74ZM73 209V210H74ZM78 209V208H77ZM104 209V208H103ZM167 209V208H166ZM171 209H173V208H171ZM184 209H185V207H184ZM202 209V211H204L203 210V208H201ZM200 209V210H201ZM237 209V208H236ZM244 209V208H243ZM243 209H237L236 211L235 210H233V209H229V208H221V209H212V210H208L209 212H207L206 211V213L208 214L207 215V218L206 219H210L211 217H212V215H216V214H223V215H232V217L235 219V220H237V222H239V228L242 230V234H241V236H243V238L241 237V239L237 242V243H240V244H244L247 248H251L252 249V252H254L253 250H256V249H260V248H263L264 249V230H262V231H259L258 232V230H257V232H253V231H247L246 229H247V225L249 224H245V223H247L246 222V220L247 219H245L246 217V215L244 216V211L245 210H243ZM248 209V208H247ZM261 209V208H260ZM69 210V209H68ZM67 210V212H70V211H68ZM92 210V209H91ZM133 210V209H132ZM148 210H149V208H148ZM148 210H146V211H148ZM153 210L154 209H152V212H153ZM162 210V209H161ZM258 211H259V209H257ZM93 211V210H92ZM99 211V210H98ZM122 211V210H121ZM137 211H139V210H137ZM142 211V210H141ZM164 211H166V210H164ZM174 211H177V210H175L174 209ZM181 211H182V208H181ZM180 211V212H181ZM196 211H197V209H196ZM195 211V212H196ZM248 211V210H247ZM256 211V210H255ZM56 212V211H55ZM64 212V211H63ZM66 212V213H67ZM74 212V211H73ZM90 212V211H89ZM99 212H101V211H99ZM118 212V211H117ZM126 212H128V211H126ZM125 212V213H126ZM131 212V211H130ZM140 212V211H139ZM150 212V211H149ZM189 212V211H188ZM194 212V213H195ZM205 212V211H204ZM246 212V211H245ZM51 213H53L52 211H51ZM77 213V212H76ZM96 213V212H95ZM94 213V214H95ZM102 213V212H101ZM167 213V212H166ZM173 213H175V212H173ZM176 213H178V212H176ZM251 213V212H250ZM54 214V213H53ZM86 214V213H85ZM85 214H84V216H85ZM99 214V213H98ZM103 214V213H102ZM101 214V215H102ZM121 214V213H120ZM119 214V215H120ZM154 214V213H153ZM198 214V213H197ZM196 214V215H197ZM246 214H247V212H246ZM259 214V213H258ZM75 215V214H74ZM91 215V214H90ZM119 215H117V216H119ZM126 215V214H125ZM125 215H123V216H125ZM128 215V214H127ZM130 215V214H129ZM132 215V214H131ZM152 215V214H151ZM151 215H149L150 217H151ZM194 215V214H193ZM193 215H192V217H193ZM199 215V214H198ZM203 215V214H202ZM25 216V215H24ZM30 216V215H29ZM72 216V215H71ZM77 216V215H76ZM83 216V217H84ZM93 216V215H92ZM99 217H100V214L98 215ZM145 216H146V214H145ZM154 216V215H153ZM162 216V215H161ZM160 216V217H161ZM254 216V215H253ZM26 217H27V215H26ZM74 217V216H73ZM103 217H105V216H103ZM106 217H107V215H106ZM112 217V216H111ZM127 217V216H126ZM159 217V216H158ZM159 217V218H160ZM167 217V216H166ZM169 217H171V216H169ZM177 217V216H176ZM175 217V218H176ZM191 216H189V218H190ZM196 217V216H195ZM25 218V217H24ZM34 218V217H33ZM79 218H81V217H79ZM79 218L77 219V218H73V219H76V220H78L79 221ZM88 217H86V219H87ZM139 218H141V217H139ZM152 218H154V217H152ZM158 218V219H159ZM165 218V217H164ZM174 218V217H173ZM254 218V217H253ZM261 218H263V217H261V216H258L257 215V217H256V219H258V220H260ZM27 219V218H26ZM28 219H29V217H28ZM169 219V218H168ZM172 219V218H171ZM177 219H181L180 217H178ZM201 219H202V216H201ZM219 219V218H218ZM221 219V218H220ZM219 219V220H220ZM19 220V219H18ZM25 220V219H24ZM34 220V219H33ZM92 220V219H91ZM93 220H94V218H93ZM137 220V219H136ZM157 220V219H156ZM167 220V219H166ZM188 220V219H187ZM193 220V219H192ZM200 220V219H199ZM215 219L213 218V221H214ZM257 220V221H258ZM30 221V220H29ZM28 221V222H29ZM37 221H39V220H37ZM73 221V220H72ZM131 221V220H130ZM129 221V222H130ZM158 221V220H157ZM176 221V220H175ZM181 221V220H180ZM253 221V220H252ZM68 222V221H67ZM114 222V221H113ZM121 222V221H120ZM145 222V221H144ZM150 222V221H149ZM159 222V221H158ZM167 222V221H166ZM200 222V221H199ZM209 222H211V221H209ZM220 222H221V220H220ZM234 222V221H233ZM251 222V221H250ZM260 222H261V220H260ZM26 223V222H25ZM69 223V222H68ZM127 223V222H126ZM150 223H152V221L150 222ZM149 223V224H150ZM176 223V222H175ZM174 222H173V225L175 224ZM180 223V222H179ZM41 224V223H40ZM138 224V223H137ZM148 224V225H149ZM167 224H168V222H167ZM182 224V223H181ZM205 224H206V221H205ZM215 224V223H214ZM221 224H222V222H221ZM258 224V223H257ZM263 224V223H262ZM67 225V224H66ZM124 225H126V224H124ZM129 225V224H128ZM136 225V224H135ZM139 225V224H138ZM145 225V224H144ZM147 225V226H148ZM154 225V224H153ZM166 225V224H165ZM179 225V224H178ZM209 225V224H208ZM228 225V224H227ZM230 225V224H229ZM232 225V224H231ZM250 225V224H249ZM259 225V224H258ZM118 226V225H117ZM133 226V225H132ZM201 226V225H200ZM213 226H215V225H213ZM217 226V225H216ZM251 226V225H250ZM32 227H34V225L32 226ZM96 227V226H95ZM108 227H109V225H108ZM111 227V226H110ZM131 227V226H130ZM136 227V226H135ZM146 227V226H145ZM155 227H157V226H155ZM160 227V226H159ZM170 227H171V224H170ZM175 227V226H174ZM210 227V226H209ZM221 227V226H220ZM219 227V228H220ZM231 227V226H230ZM257 227H260V225L259 226H257ZM37 228V227H36ZM35 228V230H38V229H36ZM66 228H67V226H66ZM103 228V227H102ZM119 228V227H118ZM150 228H151V226H150ZM150 228L148 229V230H150ZM163 228V227H162ZM166 228V227H165ZM169 228V227H168ZM188 228V227H187ZM191 228V227H190ZM197 228V227H196ZM218 228V227H217ZM222 228V227H221ZM226 228H228L227 226H226ZM238 228V229H239ZM256 228V227H255ZM40 229V228H39ZM81 229V226H79V225H75V224H70L69 225V230L70 231H72V232H74V233H76V230H78V232H79V230ZM105 229V228H104ZM117 229V228H116ZM137 229H138V227H137ZM136 229V230H137ZM153 229V228H152ZM151 229V230H152ZM160 229H161V227H160ZM167 229V228H166ZM176 229V228H175ZM179 229V228H178ZM185 229V228H184ZM201 229V228H200ZM208 229V228H207ZM206 229V230H207ZM98 230V229H97ZM142 230H143V228H142ZM141 230V231H142ZM154 230H156V229H154ZM212 230V229H211ZM213 230H214V228H213ZM228 230V229H227ZM241 230H240V232H241ZM244 230H246V231H244ZM253 230H256V229H253ZM166 231V230H165ZM164 231V232H165ZM174 231V230H173ZM187 231V230H186ZM193 231V230H192ZM202 231V230H201ZM205 231V230H204ZM217 231V230H216ZM221 231V230H220ZM230 231H232V230H230ZM239 231V230H238ZM244 231V232H243ZM66 232V231H65ZM69 232V231H68ZM81 232H83V231H81ZM94 232V231H93ZM101 233H104V232H102V231H100ZM132 232V231H131ZM153 232V231H152ZM163 232V231H162ZM233 232V231H232ZM87 232H85V234H86ZM125 233V232H124ZM141 233V232H140ZM139 233V234H140ZM154 234H155V232H153ZM158 233V232H157ZM166 233V232H165ZM168 233V232H167ZM179 233V232H178ZM186 233V232H185ZM197 233H201V234H195V235H197V236H199V241L200 242H203L204 243V248L205 249H202V251H200V256L201 257H199V259H201L202 261H196V262H198V264L200 263H202V264H209L208 262V260H216V261H220V260H223L224 261V263L223 264H264V254L263 255H259V254H254V255H252V254H250L248 251H246V250H241L242 251V254L240 253L241 251H240V249H238V247L237 248H234L233 247V249L229 252V251H227V250H229V249H231L232 248V246H233V244H236V240H231V242H227V240L226 241H216V240H213L211 237H209L208 235H206L205 233H203V232H197ZM206 233H208V232H206ZM214 233H216V232H214ZM224 233V232H223ZM223 233H221V234H223ZM76 234H78V233H76ZM82 234H84V232L82 233ZM97 234V233H96ZM95 234V235H96ZM107 234H109L108 233V231H107ZM127 234V233H126ZM138 234V235H139ZM150 234H152V233H150ZM184 234V233H183ZM220 234V233H219ZM227 234V233H226ZM226 234H225V236H226ZM94 235V236H95ZM105 235H106V233H105ZM133 235V234H132ZM143 235H144V233H143ZM156 235V234H155ZM154 235V236H155ZM167 235V234H166ZM177 235V234H176ZM175 235V236H176ZM182 235V234H181ZM189 235V234H188ZM194 235V234H193ZM235 235V234H234ZM74 236V235H73ZM86 236V235H85ZM99 236V235H98ZM97 236V237H98ZM117 236V235H116ZM115 236V237H116ZM127 236V235H126ZM168 237H169V235H167ZM186 236V235H185ZM224 236V235H223ZM224 236V237H225ZM100 237V236H99ZM119 237H121V236H119ZM125 237V236H124ZM144 237V236H143ZM150 237V236H149ZM179 237V236H178ZM190 237V236H189ZM192 237V236H191ZM220 237H221V235H220ZM231 237V236H230ZM257 237H260V239H257L256 240V238ZM88 238V237H87ZM93 238V237H92ZM105 238V237H104ZM122 238V237H121ZM140 238V237H139ZM146 238V237H145ZM183 238V237H182ZM186 238V237H185ZM201 238H203V239H201ZM214 238V237H213ZM223 238V237H222ZM237 238V237H236ZM239 238V237H238ZM97 239V238H96ZM95 239V240H96ZM112 239V238H111ZM115 239V238H114ZM125 239H127V238H125ZM168 239V238H167ZM172 239V238H171ZM170 239V240H171ZM188 239V238H187ZM232 239V238H231ZM88 240V239H87ZM90 240V239H89ZM113 240V239H112ZM148 240V239H147ZM150 240V239H149ZM162 240H164V239H162ZM172 240H174V235H173V239ZM171 240V241H172ZM178 240V239H177ZM207 240V241H206ZM137 241V240H136ZM142 241V240H141ZM152 241V240H151ZM165 241V240H164ZM175 241V240H174ZM185 241H186V239H185ZM189 241V240H188ZM153 242V241H152ZM135 243V242H134ZM156 243V242H155ZM158 243V242H157ZM157 243H156V245H157ZM167 243V242H166ZM172 243V242H171ZM179 243V242H178ZM188 243V242H187ZM186 242H185V244H187ZM115 244V243H114ZM118 244H119V242H118ZM122 244V243H121ZM129 244V243H128ZM175 244V243H174ZM182 244V243H181ZM198 244H201V243H198ZM239 244V245H240ZM101 245V244H100ZM103 245H105V244H103ZM125 245V244H124ZM135 245V244H134ZM140 245V244H139ZM164 245H166L165 243H164ZM176 245H177V243H176ZM183 245V244H182ZM188 245V244H187ZM189 245H190V247H191V245H193L192 243L190 244L189 243ZM196 245H197V243H196ZM238 245V246H239ZM130 246V245H129ZM158 246V245H157ZM184 246V245H183ZM99 247V246H98ZM101 247V246H100ZM125 247V246H124ZM132 247V246H131ZM134 247V246H133ZM137 247H138V245H137ZM137 247H135V248H137ZM180 247V246H179ZM193 247V246H192ZM235 247H236V245H235ZM246 247H244V248H246ZM102 248H103V246H102ZM113 248V247H112ZM116 248V247H115ZM147 248V247H146ZM163 248H165V247H163ZM162 248V249H163ZM173 248V247H172ZM181 248H182V246H181ZM180 248V249H181ZM186 248V247H185ZM197 248V247H196ZM199 248V247H198ZM105 249V248H104ZM134 249V248H133ZM150 249V248H149ZM166 249V248H165ZM184 249V248H183ZM187 249V248H186ZM100 250H101V248H100ZM108 249H106V251H107ZM148 250V249H147ZM169 249H167V251H168ZM190 250V249H189ZM200 250V249H199ZM99 251V250H98ZM141 251V250H140ZM157 251V250H156ZM170 251V250H169ZM135 252V251H134ZM150 252V251H149ZM185 252V251H184ZM184 252H183V254H184ZM193 252V251H192ZM191 252V253H192ZM256 252V251H255ZM127 253H128V251H127ZM136 253V252H135ZM140 253V252H139ZM142 253H143V251H142ZM146 253V252H145ZM152 253H154V252H152ZM160 253H162V252H160ZM171 253V252H170ZM186 253V252H185ZM198 253V252H197ZM115 254H116V252H115ZM126 254V253H125ZM137 254V253H136ZM136 254H134V255H136ZM141 254V253H140ZM166 254V253H165ZM189 254V253H188ZM195 254V253H194ZM103 255V254H102ZM106 255V254H105ZM147 255H149V253L147 254ZM159 255V254H158ZM163 255V254H162ZM186 255H187V253H186ZM185 255V256H186ZM121 256V255H120ZM140 256V255H139ZM149 256H151V255H149ZM171 256V255H170ZM174 256H176V255H174ZM188 256V255H187ZM121 257H123V256H121ZM142 257V256H141ZM155 257V256H154ZM162 257V256H161ZM172 257H173V255H172ZM171 257V258H172ZM193 257V256H192ZM111 258H113V257H111ZM169 258V257H168ZM174 258H176V257H174ZM188 258H190V257H188ZM109 259V258H108ZM115 259V258H114ZM117 259V258H116ZM126 259V258H125ZM124 259V260H125ZM177 259V258H176ZM123 260V261H124ZM127 260V259H126ZM183 260V259H182ZM195 260V259H194ZM111 261V260H110ZM119 261V260H118ZM164 261H165V259H164ZM169 261V260H168ZM112 262L114 263V260H112ZM178 262V261H177ZM182 262V261H181ZM214 262V261H213ZM222 262V261H221ZM167 263V262H166ZM191 263V262H190ZM121 264V263H120ZM126 264H128V263H126ZM131 264V263H130ZM133 264V263H132ZM136 264V263H135ZM168 264V263H167ZM184 264V263H183ZM216 264H221V263H216Z\"/></svg>","mask_w":264,"mask_h":264}]
</instances>
